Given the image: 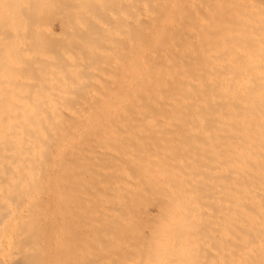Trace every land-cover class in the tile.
Listing matches in <instances>:
<instances>
[{
    "label": "bare ground",
    "instance_id": "6f19581e",
    "mask_svg": "<svg viewBox=\"0 0 264 264\" xmlns=\"http://www.w3.org/2000/svg\"><path fill=\"white\" fill-rule=\"evenodd\" d=\"M29 1L27 2V0H0V13H1L0 17L2 18V20L0 18V20H1L0 21L1 22L0 23V33L5 35V36L8 35V39L9 40H6V42L8 41L6 45L11 44L9 46L13 45V47H14V45L17 42V40L20 39L21 36H23L25 33L26 34L23 36V37H25V39L23 38L24 41L25 40H29V39H26V36L29 37L28 33L32 32V34H33L34 32L31 31V30L36 29V27L37 28L39 27V24H40L41 21L38 22L37 19H36L34 23H35V25H38V26H35L33 24V22H32L33 26L31 24V26H32V28H31V26L28 23L31 21L32 18L29 19V14H27L28 16H26L24 14V13H26L25 12L26 9L24 7L27 6L26 2L29 4ZM35 1H37V2H35ZM35 1H34L35 2L34 4L31 2L33 7H35V8H36V5H38L36 9L34 8V10H33V8H32L33 11H30V12L34 13L33 14L34 16H32L33 19H35L36 16L38 15V13H36V12L40 11L39 13L42 16V12H45L47 10L46 13H48L49 11H54V10L57 11L58 9L60 11V8L63 6V4H66L65 2H63V4L60 3L59 0H35ZM61 1H63V0H61ZM118 1L119 0H78V1L75 0V2H78V4H77L78 6L76 5V7H74V8H76V9L79 8V11L82 9V11H84L83 14L92 15V17L95 16V14L97 13V15L95 16V17L98 16V18H95L96 22H98L99 19H100V21L97 23L98 25L94 24V23H93L94 25L92 23L90 24V25H93V30H92V28L90 29L89 25H86V23H85V20L87 21V19L88 20L92 19L91 16H90V18H88L89 17L88 15H87V17L84 16L85 17L84 20H83L84 23H85V24H83L84 26L82 25V22H81L82 20H80V23H81L80 26L81 27H83V28L86 27V26L89 27V29L87 28L88 31L86 29L82 28L85 31V33H86V31L88 32L87 36H89L90 34L94 33L93 31H94L95 25H97V28H99V29L95 28L96 31L100 30V27L103 28V29L104 28L105 29L106 28H110V25H111L109 23L110 22V19H109L110 17L108 16L109 18L108 17L104 18L105 17L104 15H106L107 13H105L102 16V14H103L102 12H106V10L103 11L101 8L103 6L107 7L106 5L109 4L108 5L109 10L112 12V14L114 16V13H113L112 10L117 8L116 6L120 5V4L116 5V3ZM128 1H131V6H130L131 7V12L129 13L130 16H126L127 12H123V14L126 16L125 20H126L127 17H129L130 20H131V24H130V26H131L130 27L131 28V30H130V43L127 42L128 43L127 44L125 42L127 45H129V46H127V45L126 46L129 48V50H127V51L130 54L127 53V55H129V57H128L129 58V60H128L129 63H127V64L124 63V64H126L128 66L127 67L128 70H124L123 71L122 66H121V70L120 71L118 70L119 73L120 72L121 73L125 72V74H123V75L127 74V78L125 77L126 78V85H125L126 87H125V91L123 90L125 92V95L122 96V97L121 96L120 97L117 96V98L119 97L118 99H115L117 102H113L114 99H110V98H106V97L103 99V98H101L102 97L101 95H100L101 97L100 96L98 97L99 99L101 98L99 100V103H98V101L97 102H92V100H94V98H90L89 97L90 98L89 99L88 97H86V95L89 94V93H85V90H86V88H85L86 85H85L83 87L85 89H83L80 86L81 90L83 89L82 93L84 92V94H86L85 96H83L84 97L83 100L85 101V102H83V104H76L77 100L76 101H74L75 99L72 100L73 96H72V94L70 95V93H68V95H67V96H69L68 98L64 97L66 95V93L65 92L63 93V91L60 90V91H62V94H64V95H63V97H59V98H61L63 100H67L68 99V101H71V102L74 101L75 104L64 103L63 102V104L61 105V108H63V111L61 110V108L58 111L59 106L54 105L53 109L55 111L50 114V111L52 109L50 108L51 110H47V108H49L48 104L51 106L52 103H50V101L46 100L47 101V105H46L45 99L47 98L49 100V99H51L53 97H51V96H43L42 99L40 98L42 101L40 100L41 103H39L38 106H40L42 104L44 106V107L42 106L43 108H45V106L46 107L48 106V107L43 109V108H40L41 107L40 106V107H38V109L39 108H40V110L43 109L42 111H43L44 114L48 111L49 112L48 117L51 115L52 119H53V121L51 120L52 123L49 122L47 124L46 130H45V127L43 125L44 121L42 122V120L39 117L41 113L38 112V111H31L33 109L31 108V106H29V104L32 105V103H31V100L28 101L30 98H32L31 96H28V100H27V103H29V102L30 103L27 104V105L23 104L26 107L28 106V108H26V107L24 108L23 107L22 110L19 109V111L21 113L23 111L24 112L23 114H25V115H21L20 114L21 115V119L19 118L20 115L17 116L18 117L17 119H15V116L17 115L16 113L19 114V111L16 110V109H13L12 106L13 105H18L20 103L19 101H22V102L26 101L25 99L27 98L26 97L27 93H25L26 96H22L23 94L19 95V96L25 97L24 100L18 99L19 103L17 102V100H15V98H17V96H18L16 93H14L15 96L13 95L12 99L10 97V99L12 101L10 99H8V97H6L7 100H5V103L8 106L3 104L4 98H2L3 100H0L1 101L0 102V107L1 108H3L1 106V103H2L4 108L5 107L8 108L10 106L11 109H13V110L9 109L10 107L8 109L11 111V113H15L14 115H12L11 113H8L9 110L5 108L6 109V113H7V115H5V109H3V110L0 109V118H1L0 122H2V123H0V126H1V124L5 123V122L7 123L8 121H6V120H8V119L10 121H12L11 118L13 116L14 117L12 119L14 121H12V122H13V124H16L15 128H11L10 125L12 123H10V122L7 123L6 126L9 125L10 129H9V127L7 128L5 126H1V127H4V129H1V127H0V139H1L0 145L2 146V148L0 146V151L2 150L0 155L2 154V156H3V157L1 156L2 158H8V157L11 158V159H7V160H9V163H7L8 162L7 160L3 159L5 161L3 163H5V164H0V168L1 167L3 168L5 166H7L8 164H10V166H12L13 162L16 159L17 160L15 161L16 163L14 162L15 163L14 165H18V164L22 163V162H20V163L18 162V164H17V161L18 160L20 161L21 158H23V160L26 159V162H23V163H28V161H29V163L26 164V166L22 167L21 170L20 169H18V170L14 169L15 170L14 174H13L12 170L8 171L6 169L7 170V172H6L7 174H9V173L13 174V176H10L11 178L9 176H7V179H5V178L1 179L2 177H4L7 174H4L5 172L2 171V170L0 171V174H2V172H3V175L0 177V179H1L0 182L3 183V184H1V186L3 188L0 186L1 187L0 190L2 189V191H3V192L1 191L2 194L5 192L4 190L7 189V187H5L6 185L9 187L8 189H10V191L7 189V192L11 193L12 191H14V192L11 193V195H8V193H6L7 195H5V193L3 194L5 197L9 196V199L11 198L10 200L5 198L0 193V195H1L0 198H2V196H3V198L0 199V201L4 202V203L1 202V204H3V207H4L5 203L7 204V202H8V205H6V206L10 207V204H9L10 202L9 201H11V205H15V206H12V207H16V209L20 208V207H18V205L20 206V204L21 205H23L25 203L29 204V202H27V201L23 202V200L20 201V199L17 200V201L15 200V199H17V196H19L18 198L22 197L18 193V191H16V190H20L21 188H22L21 189L22 191H19V192H24L25 196L27 195L25 198L29 197L28 199L34 197V196L31 197V195H33V193L32 194L30 193L31 191L34 192L35 195L39 193L36 197H38L40 195V193L43 194V192H42L43 190H42V185L41 184H42V181L45 178L42 177V176L45 175L46 171L44 172V170H42V169H45V167L47 168V173L46 174H47V178L50 181H51V176H52V174H51L52 171L51 170L54 169L53 172H56L55 171L56 168L52 167V166H54L55 141L56 140H57L56 141L57 142V146H56L57 147V156H58V160H59V172L58 173L61 174V175H58V179H57L56 175H55L56 177L54 176L57 179V180L55 179L56 184H59V187H57V185H56V187L60 188V186H61V192L58 194V196H57V193L55 191V193H56L55 199L58 197V199L56 201L57 205L55 204L56 202L54 200V190H52V188H51L52 185H51V187H48V186L45 185V183L48 184V185H50L52 183H50V181L48 182V180L46 179L47 181L43 184L44 187H46V189H48V191L47 190L46 191L48 193L47 194V196H48V204H49L48 207H51L50 208V213L52 214V218H50V223H51L53 234L52 233L49 234L50 236L47 239L43 238V240L44 239L45 240L41 241L42 244L40 242V244H41L40 247H38V244L37 245L35 244L36 246L33 245L31 248L30 247L26 248V247H28V243L29 242H26V241L23 240L24 237H22V233H24V230H23V232H21L22 231L21 229H23L26 226L27 227H32V224H31V226H29L30 224L29 225L26 224V226H22L21 225V226H19L20 227L19 230H20L21 233L20 232H19V234L16 233V237L15 238L17 239V235H19L18 236L19 238H21V237L23 238V239H20V240L17 239L19 242H21V244H23V245H21L22 248L18 247L20 249H7L9 247V245H6V244L7 243L9 244V242H7L6 244H3L4 242H3L2 239L5 237L4 235L8 236L9 234H12V233L8 232L10 229L7 230L8 229L7 227H3V226H6V225H3V223L6 224L8 222V221L5 222V220L9 216L8 217H4L5 219L2 218L3 216H0V220H1L0 227L2 226V228L4 230H7L6 234H5V231L3 232L1 230V228H0V230H1L0 233H2V232L4 233L3 236L0 234L3 237V238L1 237L2 239H0V241H2L1 245L3 244V246H5V245L7 246V248H3L0 245V264H69V262H68L69 251L72 250L74 252V250H75V253H76V249H79V248H77L78 247L77 245L79 243H81V245L79 244L81 247L79 246L80 250H77V251L78 252L80 251L81 255L78 254V256L80 255L82 258H80V256L78 257L75 253L74 254L78 258H80V261H82V259H83V261L86 262L87 260L89 261V256H93L94 255L92 253H96L97 252V254H98V255L96 254L97 256L101 255V254H99V252L97 250H96V252H94V250H95L94 248H93L94 249L93 252L90 251V249H91L90 246L92 247L91 241L95 240V238L97 236L98 237L102 236V239H106V242L110 243V246H109L108 250L113 255L112 256L113 259H114L115 256L118 257V254L120 252L125 251L128 254L131 253L130 255H132V253L133 254L134 253L138 254V251L139 250L141 251L142 248H146V247L147 248H151L150 245L154 246V244H155V246H156V244L157 245L160 244V245L165 246L166 243H168V245L165 246L167 248V246L169 247V243H171L170 245L171 246L173 245L172 247L176 248V249L172 250L171 249L172 247L171 246L169 247L170 251L172 250L171 252L173 254L175 253L173 251L177 250L178 249L177 247H179V246L181 247V250H183L185 248V246H186V249L188 250V248L191 247L192 244L194 245L196 243L195 239H198V237H199L198 236L199 235L198 228H197L198 219H197V221L195 219H193V217L196 216L195 213L197 212L196 210H194V206H196L194 203L196 202V204L197 203L200 204L199 200L202 201V199H203V202H205L206 204L202 203L201 205L204 204L205 207L207 208V210H208V207L212 208V209L208 210L210 212L211 216H210V214H208L209 212L207 210L203 211V213L197 212L196 214H198L197 216L200 217L203 220V222H204V220L206 218L205 216L208 217V219H206V220H211L209 218L212 217L213 214L217 213L214 210V208H216L215 206H219L218 204H220L221 198H222V201H221L222 204H220V205H221V207L223 205V207L221 208L219 206L218 209L217 208L216 209L219 210V208H220V210H219L220 212H221V210L223 211L225 208L227 210L229 209V208H227V205H225L227 202H225V203L223 202L224 194H227V193H229V194L231 193V196H233L232 197V199H233V213H231V214H233V219H232V215H231V217L229 216L230 212L226 211V210L221 212L222 216H221L220 212H218L219 214L213 215V217L217 215V219L214 218L215 220H217L216 226L213 227L214 229L216 227L215 232H214V229L211 228V230H210V226L206 225L207 224L206 220H205V223H206L205 226H204L203 223L199 222L201 224V226H202L204 231L206 229L208 230V228H209L208 231L211 232V234H212V232H214L213 234L216 233L215 235L217 236V238H215L214 237L215 235H213V236L211 234L208 235L207 234L208 231L206 230L207 232H204L202 235L204 237L207 236L206 239L208 238L209 240L208 239L205 240V238L203 236L199 237V238L202 237L201 240H203V238H204L202 243L199 242L198 244H196V246L198 245V246L202 247L203 251L201 253H203V252L205 253L204 261H203V258H201L202 259V264L203 263H205V264H226V263L229 264L230 262H232L230 264H264V223H260L261 221L259 222V219H261L260 217H262L261 214H262L263 211L262 212L261 211L257 212V209H256L255 211L258 213V215L253 213V214L257 215V216H255V215H252V213H251L254 210H251V206L249 207V203H251L249 201L253 200L254 196L259 198L260 201H261V202H259V200H258V202L261 203L260 207H258V209L260 210V208H261V210H263V207H264V206H261L262 204L264 205V178H263V175L261 173L262 172V168H264L263 167V165H264V117L260 118V116H261L260 114L263 115V113H264V38H263L264 37V20H263L264 19V15H263V11L264 10H261V9H264V8H261V7H263L261 5H260L261 7L258 6L261 1L258 0L259 4L257 6L259 8L255 4L249 3V4H251L252 9L250 10L249 8L246 7L245 11L246 10L247 11L250 10V13L252 11V15L249 12L248 13L246 12L247 15L250 14L248 16H246V14L244 13L243 10H244L245 7L243 8L242 4L245 6V3H247V2H249L251 0H128ZM128 1L127 0H126V2L124 1L125 5L123 3V5H121V6H126L127 7L128 6L127 4L130 3ZM254 1L255 0H253V2ZM75 2L73 3L74 5L76 4ZM111 2H114L115 4H113V3L112 4L116 5V6H114L115 8H113L112 10L110 8V5H112ZM256 2H257V0H256ZM60 4H62V6H59ZM247 4H246V6H248ZM254 6H256L258 10L260 9V11H258L259 13L257 12V9L255 11V9H254L255 7ZM30 7H32V6H30ZM64 7L65 6H63V8ZM105 7H103V8L105 9ZM249 7H250V5H249ZM71 8L72 7H69V9H71ZM118 8L116 10L117 12L121 9V7H120V9H118ZM21 9H23L24 13L20 12V11H22ZM124 9H126V8H124ZM127 9L130 10L129 6H128ZM29 10L30 9H28V11ZM42 10H44V11H42ZM240 11H243L242 14H244V16L241 15ZM69 12H70V10H69ZM117 12H115V13H117ZM119 12L120 13H117V15L121 14L122 11L120 10ZM234 12H238L237 15L240 14L241 16L240 15L232 16L233 15L232 13H234ZM20 13H23V14L21 15ZM78 13H79V15L82 14L81 11L78 12ZM83 14H82L81 18L79 16L80 19L83 18ZM98 14L101 17H103L104 20L108 18L109 22H107L106 20L103 21V18H102V21H101V17H99ZM123 14H122V16H123ZM70 15H71V13H70ZM253 15L257 16V17H258V15L259 16L263 15V17L262 18L259 17L260 19L259 20L257 19L258 20L257 21V20H254L256 17H251L253 20L250 18V16H253ZM23 16H26V18L24 19ZM27 18H28L29 21L27 20ZM43 18H45V17H43ZM79 18L76 17L77 20H79ZM111 18H113V17H111ZM33 19H32V21H34ZM65 19H67V18H65ZM24 20H27V21H24ZM93 20H94V17H93ZM114 20H115V18H114ZM125 20L123 22H121V23H125L126 22ZM89 21H92V20H89ZM26 22H27V24H26ZM115 22L119 24V22H117V21H115ZM49 23H50V21H49ZM69 24H71V26L73 27V28L71 27L72 30H75V28L78 29V27H76L77 25L74 22H73V24L76 25V26L74 25L75 27L72 25V23H69V21H68V25ZM87 24H89L88 21H87ZM128 26H129V24H128ZM33 27H35V28H33ZM114 27H115V25L113 26V29H114ZM123 27L125 28L126 25L123 26ZM26 28L28 30H26ZM66 28H68V26ZM69 28H70V26H69ZM36 30H38V29H36ZM108 30H110V29H108ZM38 31H41V30H38ZM90 31H92V33L89 34ZM115 31L118 32V30H115ZM76 32H77V34H79L81 31H79V33H78V31H76ZM51 33H54V32L52 31ZM68 33H70V32H68ZM72 33H71V35H72ZM118 33H116V34L118 35ZM36 34H39V33L37 32ZM95 34H97V33H95ZM100 34H101V32H100ZM125 34H126V32H125ZM125 34H123V36ZM12 35L14 36L13 38H12ZM54 35L58 36V35H56V33ZM74 35H76V34H74ZM79 35L82 38V36L85 35V34L80 33ZM94 35H92L91 37H94ZM107 35H109V34H107ZM119 35H118V39H120ZM221 35H223V37ZM30 36H32L31 33H30ZM37 36H40V35H35L32 38L34 39V37H36V38H38V39H36V41H38V40L40 41L41 37H37ZM50 36H52V35H50ZM61 36H59V38H61ZM80 36L78 37L79 39H80ZM123 36H120V37H123ZM218 36H220V37H218ZM10 37H11V40H13V39L15 40L17 38L18 39L16 40V42L13 41L14 44H12V43H9V42H12L10 40ZM69 37H70V35H69ZM104 37L105 36H103V38ZM0 38H1L0 39L1 43H2V41H3V43H6L4 41L7 38H4V37H0ZM84 38H86V36ZM88 38H89V40L91 39L90 37H88ZM99 38H101V37H99ZM33 39H31V41ZM74 39H76V38L74 37ZM79 39H76L78 41L77 42L78 43L77 46L79 45V43H83L84 44V40L86 41V43L89 42L88 39H84L82 41L79 40ZM107 39H109V38H107ZM111 39L112 38H110L109 41ZM21 40L22 39L18 40V41H20V43L18 42V44H16V46H15L16 48L12 47V50L16 49L15 52L17 50H19V48H20L19 46L23 45L21 43L22 42ZM65 40H67V38H65ZM113 40H114V38H113ZM122 40L125 41V39H122ZM33 41H32V43H33ZM64 41H62V42H64ZM94 41H98V39L97 40L94 39ZM101 41L102 40H100V42ZM114 41H116V40H114ZM103 42H104V40H103ZM202 42H204V43L206 42V45L204 44V45L201 46ZM41 43H42V40H41ZM45 43H47V42L44 41L43 44H45ZM96 43H99V41L96 42ZM106 43L108 45V41H106ZM122 43H123V45H125L124 42H122ZM199 43H201V44H199ZM25 44L29 45L27 43H25ZM39 44H40V42H39ZM1 45H0V47H1ZM17 45H19V46H17ZM70 45H72V44H70ZM99 45H100V43H99ZM107 45H104V46H107ZM9 46H7V47H9ZM32 46H33V44H32ZM58 46L59 45H57V47ZM77 46H75V47H77ZM89 46L90 45H88V47H85L86 50L84 49V47H83L84 50L81 49L82 47L80 48L81 51L83 50L82 52H84V55H86L85 51H87V49H88V54H90V52H89L90 47ZM93 46H91V47H93ZM2 47H3V45H2ZM17 47H18V49H17ZM22 47H27V48H25V50L30 49V50H28L25 53L23 52L25 54V56L30 55V53L33 52V49H35L34 52L36 53V55L35 54L31 55L32 58H31V56H29L30 58H27V60H25L26 58L23 57V55H22L23 59H22V57L20 55H17V56L12 55V56H14L13 57L14 59H13V58H10L11 56L9 57V54L11 52V48H7V50L9 49L10 51H5L4 49H2V50L5 51V54H7L6 57L10 58L9 61H11V62L8 63V60H7L6 57H5V59L4 58H2V59H4L5 62H7L8 65L9 64L11 65L12 62L15 63V61L24 62L23 64L26 63L25 65L28 64L27 66H30V67H26L23 70V67H24L23 66L21 71H23V74L25 73V71L28 72L27 75H29V77L31 76V78H33L32 74L35 73V71L37 69L36 68L37 66H35V67L32 66L31 67L30 64H33V62L32 63L31 62L27 63L25 61H28V59L29 60H36L35 56H38L39 60L37 59V61L40 62L41 61L40 59H42L44 55L43 56L41 55L40 57H42V58H40L39 55L37 54V53H40V52L38 50H37L38 52H36L37 48H35V47H33L32 49H31L30 46H29L30 48L28 46H24V45ZM39 47H42V49H44L46 47V45H45V47H44V45L43 46L40 45ZM53 47L54 46H51V48H53ZM60 47L62 48L63 45L60 46ZM72 47H74V45H72ZM79 47H77V48L79 49ZM47 48L49 49V51H48V49H46V51L49 52V53H47V55L51 54L52 49L50 50L49 47H47ZM59 48H57V49H59ZM67 48H68V46H67ZM67 48L65 46V49H63V50L67 51L71 47H69L68 49ZM118 48L121 49V46L119 47V45H118ZM55 51H56V49H55ZM81 51L78 50V53H80ZM15 52H13V53L17 54V52L16 53ZM61 52H60V54L63 55V57H64L65 54H62ZM72 52H73V50H72ZM120 52H122V49H121ZM23 53H21V54H23ZM54 53L55 52H53V55H54ZM97 53H98V51H97ZM122 53H124V51ZM40 54H42V53H40ZM55 54L57 55V53H55ZM76 54L77 53H75L74 56H76ZM45 55H46V53H45ZM56 55H54V56H56ZM67 55H68V57L70 56V54H67ZM71 55H73V53H71ZM78 55H79L78 58L81 57V58H79L81 60L82 56H80V55H83V54L80 53ZM93 55H95V53ZM125 55H126V53H125ZM125 55L123 57H127ZM4 56L5 55L3 54V57ZM100 56H102V55H100ZM16 57L17 58L21 57V59L18 58L19 60H16L17 59ZM56 57L59 58V56H56ZM56 57L52 56L53 59L55 58L54 61H56V63H57L59 61H57ZM63 57H62V59H63ZM89 57H86L87 59L85 57L84 58H85V60H90L91 59V61H92V58L94 56L90 55ZM98 57L99 56L97 55L94 58L98 59ZM45 58H46L45 61H43V62H45V64L49 63V66H50V64L53 65V63H52L53 61L46 62V60H49V57L47 58V56H46ZM65 58L67 59V57H65ZM69 58H72V57L70 56ZM100 58H99V60H100ZM121 58H122V56H121ZM121 58L119 57V59H121ZM62 59L59 58V60H61V62L66 61L65 59L64 60H62ZM73 60L75 61L76 59L74 58ZM0 62H2L0 64V66L2 65L1 67H3V68L5 67V69L7 71L8 70L7 68H9L10 66L7 67L8 65L6 63H5L6 64V66H5L3 64L4 61H2V60H0ZM92 62L98 63V61L95 60V59ZM92 62L88 66L89 68H87V69H86V67H83L84 65H82V63L79 64V62L77 60H76V64H78V66L80 65L79 68L77 67V65H75L74 62H70V59H69V62H65L64 64L67 63L69 65V63H70V66H72L71 64H74L76 66V68H75L74 65L71 67V70H74V69H72L73 67L75 68V70L72 71L73 72L72 76L74 77V75H76V74H74L75 71H78V73H79V70L81 69L82 72H85V70L83 71V68H85L86 72H88V69H90L91 67H97V65L95 66V64L92 63ZM120 62H118V63H120ZM123 62H125V61H123ZM83 63H85V62H83ZM99 63H98V65H99ZM116 63H117V61H116ZM85 64H87V62ZM68 65L66 66V68H65V66H63V68H65V69L69 68L70 66H68ZM91 65H94V66H91ZM102 65L105 66L103 63H102ZM117 65H119V64H117ZM126 65H124V66H126ZM16 66H18V65H16ZM57 66H59V65H57ZM12 67H14V66H12ZM60 67H61V65H60ZM119 67H118V69H119ZM52 68H54V66ZM46 69L48 70V68H44V67L41 68L40 70L37 69L36 73H40L41 70L44 71ZM124 69H126V68H124ZM11 70H13V69H11ZM28 70H31V71H28ZM47 70L45 72H47ZM68 70H70V68ZM68 70H66V71L68 73H70L71 71H68ZM92 70L95 71L96 68H93ZM8 71H10V70H8ZM127 71H128V73H127ZM2 72L3 71L1 70L0 73L3 75L4 73H2ZM13 72H14V70H13ZM30 72L31 73L33 72V73L31 74ZM45 72H43V73L41 72L40 75L44 74L45 76H47ZM63 72L61 71V72H57V73L62 74ZM95 72L93 73V71H92L93 74H96ZM9 73L10 72H8V74ZM14 73H16V72H14ZM68 73L65 74V72H64L63 76L68 75ZM88 73H90V72H88ZM85 74H87V73H85ZM11 75H12V72L10 73L9 76H11ZM19 75H20L19 79H22V82L25 81L23 79L24 77L22 78L21 74H19ZM40 75H35V78H37L36 76H40ZM70 75H71V73H70ZM90 75H91V73H90ZM42 76H41V78L38 77L39 78L38 81H35L34 79L33 80L35 82H39L40 80H43L42 81V85H45V87H48L50 84L47 83V82H49L50 80L52 81L53 78L52 79L48 78V77L46 79L44 78L47 81L46 84H44L45 80L43 79ZM121 76L122 75L120 74V76L118 78H116V79L120 80L119 78ZM14 77H16V76H14ZM78 77H80V76H78ZM25 78H28V77H26V75H25ZM57 78L55 77L54 80H56L58 82V85L62 84L61 82L58 81L59 79H57ZM104 78H107V77H104ZM84 79H87V78H83V80ZM97 79L99 80V78H97ZM9 80H11V79H9ZM64 80H65V78L63 79V81ZM124 80L125 79L123 77V81ZM51 81H50V83H51ZM115 81H113L114 84L113 83L112 84L114 86L115 85L117 86ZM64 82H63V84H64L63 86H67V84L64 83ZM86 82H87V80H86ZM4 83L5 82H3V84ZM30 84H31V82L29 83V85ZM32 84H34V83H32ZM39 84L41 85V82ZM47 84H49V85H47ZM82 84L83 83H81V85ZM84 84H86V83H84ZM123 84H122V86H123ZM15 85H17V84H15ZM21 85H22V83H21ZM26 85L27 84L25 83V86ZM41 86L40 87L35 86L36 88L37 87L39 88L37 90L38 92H43V90L45 91V88H42ZM76 86H77V84H76ZM119 86H120V83H119ZM122 86L119 87L120 89L115 90V92L118 91L117 93H119V91L121 90ZM7 87H8V84H7ZM9 87H11V85ZM14 87H13V89L15 90L16 87L15 88ZM67 87H66V90H67ZM70 87H71V89H73L72 88L73 86H70ZM99 87H101V86H99ZM19 88H21V87H19ZM74 89H76V88H74ZM48 90L50 91V89H48ZM26 91L27 90H25V92ZM60 91H58L57 94H59ZM75 91L78 92V90H73L72 92H75ZM123 91H121V92L124 93ZM16 92H17V90H16ZM111 92H113V90H111ZM0 93H2V92H0ZM18 93H21V92L18 91ZM22 93H24V92L22 91ZM31 93L34 94V92H31ZM44 93H47V92L45 91ZM44 93H39V95L38 94H34V95L40 96V95H42ZM9 94H11V92H9ZM12 94H13V92H12ZM48 94H51V93L48 92ZM76 95L77 94L74 95V98H76ZM79 95H80V93H79ZM95 96L97 97L98 95L96 94ZM111 96H113V94ZM114 96H116V95H114ZM2 97H5V96H2ZM69 98H70V100H69ZM85 98H88L89 100L85 99ZM13 99L15 100V102H13L14 101ZM43 99H44V102H43ZM77 99H78V97H77ZM80 101L82 102V99H80ZM80 101H79V103H80ZM7 102H8V104H7ZM15 103H17V104H15ZM9 104H11V105H9ZM19 105L21 106V104H19ZM76 108H77V110L79 108V110L78 111L71 110V109H76ZM97 108L98 109H104V110H106V109L107 110L108 109H110V110L111 109H115V110L116 109H120V110L119 111H115V110H113V111L112 110L111 111L110 110L109 111H107V110L106 111H104V110L103 111H98L97 110L96 111ZM83 109H86V110L87 109H89V110L91 109V111H88V110L84 111ZM92 109H95V111H92ZM14 110H16L17 112L14 111ZM28 110H30V111H28ZM80 110H83V111H80ZM3 114H4L5 118H3V116H2ZM10 114H11V116H10ZM23 116H24V120L26 119L27 116H29V119L27 117V120L23 121L22 120ZM55 116L57 117L56 120H55V118H56ZM30 118L33 119L34 124L37 127V138L34 135L35 136V137H33L34 142H32L34 144L31 143V141H33V139L32 140L29 139L30 141L28 140V137L31 138V135L33 136V134H35V133H33L32 126L29 124V123L32 122V121L29 122V120H31ZM49 119H51V117ZM15 121H17V122H15ZM20 121L22 122L21 124H23V126H21L22 129H24L23 128L24 126H25V129L27 128V126H30L29 128H31V132H30V130H27L26 134L24 133L25 131L21 132V129L19 130V128H17V124L18 123L20 124ZM55 121L57 122V127H55L56 126ZM89 124H91L90 126H92V124H95L96 128L92 126L94 128L95 132L91 131L90 128H92V127H89V130H88L87 126H89ZM105 124L107 126L106 130H108V131L111 130V131H109L111 133L113 131H115V132L111 134V133H109L107 131L110 135L108 133L104 132V131H103L104 133L101 134L102 131H100V130L98 132H96L95 129H97V127L99 128L101 125H105ZM144 124H146L147 126L150 125L152 127L155 126L156 130H159L158 129V125H160V127H159L160 129H163L165 127L164 124H166V125L172 124L173 128L175 129L174 130L175 132L171 133L173 128L171 126H168V128L170 127L172 129L171 130L169 128L171 130L169 132L171 134V138L175 137V135L177 134L176 133L177 129L178 130H190V132L188 131L187 134H191L195 130V133L198 136L202 137V138L198 137L200 139V141H198L199 139L197 137L196 138L194 137L195 139L191 138V136L193 134H194L193 136H197L195 133H192V135L190 136L191 141L194 139L193 142H195V140H196V141L199 142V143L197 142L198 144L201 143L200 145H198L197 143L195 144L193 142H192L193 144L190 143V141L187 140L186 135L183 136L182 142H180L181 141L180 137L177 136L178 139L174 138L175 141L177 140V144L178 145H180V143H181V146H184V147L188 146L189 144H191V146H193V148H191L192 149L191 151L193 153H189L190 152V150H189L188 151L189 156H187L188 153H187V149L186 148L180 146L181 150H180V148H178V150H177L176 147L173 149L171 146L174 144L175 141L172 140L173 143H172L171 146H169L171 144V143L169 144V142H171V141L166 143L167 142L166 140L168 138L163 135L165 132H162L163 134L161 133L163 135V137L167 138L164 141L162 139L163 138L162 137L161 138L162 139L161 142L169 144V145H166L167 146V150H168V147H170L168 152H170V153L171 152H177V153H175L176 155L174 153H171V155L174 154V155H172L174 160L171 159L172 158L171 156H170L171 158H169V159H171L170 161L172 163H174V162H176V163L171 165V166L168 163H166L167 165L170 166V168L172 170V172H171L170 168H169L168 172L170 173V175L174 173V179L175 180L171 177L172 175L170 176L169 174H168V176H170V177H168V178L169 179L170 178L173 179L174 182L176 183L175 185H177L175 187H178L179 192H182V194L184 193L186 195L187 200L184 201L185 203H186V201H189L191 199V196H192L193 192L195 191V190L193 191V188L197 189V187H198L201 191L208 192V190L211 189L210 185L214 184V187H212V191L214 192L217 188L215 190H213V189L217 185V187H218L217 191L218 192L215 191V193L216 194L218 193V196H217L218 203H217V205L214 204V203H211V202L208 204L207 203V199H208V202H209V200L212 201V199L211 198L209 199L207 197L202 198V199H199V198L196 199L195 198L193 200V205L194 206L192 205L193 206L194 215L189 218V216H186V215H188L186 212H189V210L185 211V212H184V210H182L183 206L187 205L189 203L185 204L183 202V199H185V197H183V196H182L183 199H178L179 197L176 196V194L178 195V193L177 192H173L174 190L172 189L173 190V191L171 190L172 192H170V193L167 192L169 195L171 194V196H172V197L168 196L169 199L173 200V196H174V200L173 201L175 203H177L180 200V203L182 202V203H184V205L182 203L180 205L179 202L177 203V205L173 204V206L175 205L173 211H172V209L169 210L167 207L165 208V206H164V208L166 210L168 209L167 212L170 211L169 212V214H170L169 217L171 216L175 220V219L179 218V216H180V218L182 220H177V221L178 222L187 221L188 225L187 224L185 225V222L183 223V225H177V224L173 225V224H171V221L173 219L172 218L170 219L169 217L167 218V216L164 217V219L166 218L165 220L164 219L162 220L163 224H164V221L167 222L166 225H163L162 222H160L161 223L160 224L158 220H156V221L159 224H157V223H152L151 224L150 223L151 225H149V223H148V225H147L146 221H148V220L145 219L146 220L145 223H142V222H140L141 221V219L139 218L140 215L138 217L139 220H137V218H135L133 216L138 221L137 224L141 223L143 225L144 224L147 225V226L144 225L145 228L144 229L141 228V229L143 230L144 234L147 232V233H150V235L148 236L149 239L146 238L147 240L141 238L144 234L141 237H139V238H141L140 240H137V239L135 240L133 238V236L131 235V234H134V233L131 232L130 238L131 237L132 238L130 240V239H128L129 238V236H128L129 234H128V231L125 230V226L127 227L130 223L132 224L133 217L130 220L127 219L130 222L126 220L128 222L127 225H126L127 222L124 219H122V220H124L125 225H124L123 221L119 220V218H116V219H118L120 224L124 225V228H122L123 226H121V228L124 229L123 231H125L126 235L128 234L127 235L128 236L127 240H121V238H119V237H122L123 235H125V233L121 234V231H119L120 235H121V236H119L118 231L115 230L116 228L120 229L119 228L120 225L118 223H117L118 225L117 224L113 225L111 222H109L110 219H114L115 215L118 212H119L117 214L118 217H119V215L121 213V210L118 208V206L120 205V208H121L123 204L121 203V201H119V202L117 201L118 200L117 197L119 196L120 198L122 197V199H124V196H123V195H125L124 192H127L129 194V190L133 189L134 187L137 188L136 186H140L141 185L142 187L140 186L141 187L140 189L144 190L145 187L143 188L142 184H144V183H141L142 180H140V178H141V174L140 173H142V171H143V170L141 171V168L144 167L145 165L139 167V165H141V163H142L141 162L139 164V161L141 160V158L143 156H144V158L146 157L147 159L151 156V154L153 156L151 148H150V153L151 154L150 155L148 154L149 157L147 156V153L149 152V150H147L148 151L147 153H145L146 151L144 152V149H145L144 147H145V145H147V143L149 144L147 147H149L150 145H152L151 147H154L155 145H157L155 143V139H153L152 137H150V139L153 140L155 145L151 144V141H150V143L148 142L150 139L147 138V136L149 135V133H151L150 131H148L149 129L147 130V132H144L145 134L142 133V135L144 134V136L139 134L140 133L139 130L141 128V125H144ZM151 124H155V125H151ZM161 124H163L162 125V127L164 126L163 128L161 127ZM176 124H179V126H178L179 128L176 127ZM135 125H138V126H136V127H138V129H136V127H133ZM146 125H144V127L141 128V130H144ZM156 125H157V127H156ZM180 126H181V128H180ZM191 126H193V128ZM78 127L81 128V129H84V130L87 129L88 132L85 133L86 131L82 130L81 131L82 133H81V132H79L80 129ZM152 127H151V129H152V133H153L155 131V130L153 131V129H155V128H152ZM16 128L19 130L18 132H21L22 134H19L18 132H16L17 131ZM108 128H111V129H108ZM134 128L136 130H134ZM8 129L9 130L12 129V130L7 132V133L1 131V130L8 131ZM196 130H198L199 134L196 132ZM13 131H15L14 135L12 134ZM89 131H91V132L89 133ZM131 131H133V132L130 133ZM134 131H136L135 133H137V131H138L137 135L139 134L138 135L139 137H137V135H135L136 136V138H135ZM10 132H11V134H10ZM157 132L153 133V135L155 136V134H157ZM146 133L148 134L147 136H146ZM169 133H168V135H169V138H170V134ZM16 134H18V135H16ZM130 134H133V136L131 137ZM178 134H180V133H178ZM12 135H13V137H11ZM15 135H16V137H15ZM23 135H25V136L29 135V136H27V138L25 137L26 138L25 139ZM158 135L159 134H157L156 137ZM18 136L20 138H18ZM101 136H103V138H101ZM140 136H142V139H143V137H144V139L146 137V141H147L146 144H144L145 141L142 140L140 138ZM179 136H181V135H179ZM13 138H14V140H12ZM157 138H160V135ZM157 138H156V140H157ZM16 139L19 141V143L21 141V143H20L21 147L20 148L18 147L20 145L17 146V144H19V143L15 142ZM77 139L79 140V142H78ZM80 139H81V143H80ZM26 140H28V141H26ZM140 140L144 141V142L142 143ZM183 140H185V141H183ZM23 141L27 142L28 146L25 145L26 143L23 145L22 144ZM36 141H37V144H36ZM103 141L108 146H110V147L112 146V148L113 147H115V148L109 149L106 146V148H108V149H105V146L102 143ZM158 141H159V139H158ZM186 141L188 143H186ZM77 142H78V145H79V143L82 144L81 146H83V147H82L81 150L76 145ZM137 142H141V143H137ZM157 143H160V142H157ZM14 144H15V148H13ZM163 144L161 145L162 147H163ZM184 144H186V145H184ZM194 144L196 146L202 147V152H201V150H199V151L195 150L196 146H194ZM30 145L37 146V148H33L32 146L30 147ZM178 145H173V146H178ZM16 146L18 148H16ZM24 146L25 147L27 146L28 149L25 150L27 147L25 148ZM101 146L102 147L104 146V149L103 148L100 149L99 147H101ZM164 146H165V144H164ZM166 146H165V148H166ZM136 147H139L140 149H143V148L144 149L140 150L139 148H136ZM29 148H30V150H31V148H33V150H32L33 153L32 152L31 153L33 154V156H35L33 158V156L29 154L30 156H32L31 160L29 159L30 156L28 155V152L30 151ZM135 148L137 150H132V149H135ZM154 148H156V147H154ZM157 148L160 149V147H157ZM171 148L173 150H175V149L176 150L172 151ZM183 148L185 149V151H184ZM10 149H11V152L9 151ZM12 149H15V152L17 151L16 154L20 153L19 155H21V157H20V156H16V154H13V155L16 156V157L14 156L15 157L14 161H12L13 157L11 156L12 152L14 151ZM34 149H36V150H34ZM188 149H190V148H188ZM19 150H21L23 153L20 152ZM158 150H157V152H158ZM162 150L163 149H161V151ZM8 151H9V153H8ZM25 151H27V152H25ZM179 151H181V155H180ZM194 151H195V153H194ZM196 151H197V154H201L202 158H201V156H200V158L203 161L202 160L201 161L197 160V159H199L198 157L196 159V157H195V156H197L196 155ZM15 152H13V153H15ZM143 153H144V155H143ZM162 153H165L166 156L168 157V154L166 152H162ZM162 153H160L161 157L164 156L165 157L164 159L166 160L167 158H166L165 154L163 155ZM183 153H186L187 155L183 154ZM191 154L193 156L195 154L194 158H192L193 156ZM23 155H25V156H23ZM152 156H151V158H152L151 160H153ZM156 156H157V154H156ZM174 156H176V157L180 156L182 161L184 159L186 161L182 162L179 159L180 157L179 158L177 157V159H176V157L174 158ZM228 156L230 157V159L228 158ZM159 157H160V155H159ZM161 157L158 158V162L154 161V163L156 165L160 164L159 162H161ZM51 158H52V160H51ZM1 159H0V162H1ZM32 159H33V161H32ZM77 159H78V162H80V168L79 169H76V167H77ZM156 159H154V160H156ZM231 159H233L232 160L233 162L231 161ZM165 160H163L162 163H165L166 161L168 162V160H166V161ZM177 160L179 161L178 162L179 164L177 163ZM192 160H193V162H192ZM30 161H32L33 163H31ZM196 161L198 162V164H197ZM34 162L36 163L35 164L36 167L32 166L34 164ZM44 162H46L45 165H44ZM203 162H205V163H203ZM228 162H229V165H230V163L233 165V166L231 165L232 168L229 165L227 167ZM30 163H31V165H30ZM157 163H159V164H157ZM194 163H196V166L194 165ZM144 164H146V163H144ZM155 164L153 166H155ZM201 164L204 167V171L203 172L205 173V175L202 172L203 169L201 167ZM42 165H44L43 168H41ZM165 165H163L164 166L163 168H165ZM167 165H166V167L168 168L169 166H167ZM14 167L15 166H13V168ZM26 167H27V169L25 170ZM149 167H150V165H149ZM210 167L212 168V170H215V172L212 171ZM33 168H34V170H33L34 172L33 173H35V171L36 172L37 171L40 172L37 175L35 173V176H36V180L35 181L33 180L34 179L33 173H29L30 171H32ZM35 168H37V169H35ZM160 168H161V166L158 167V169H160ZM228 168H231L232 170H230V171H233V172L228 171ZM9 169H11V168H9ZM28 169L30 171L25 172ZM145 169L148 170L147 164H146V168ZM152 169L155 170V168H152ZM19 170L21 171L20 173H19ZM23 170H24V172H22ZM56 170H58V169H56ZM149 170H151V169H149ZM209 170H210V172H209ZM16 171L18 172V175L16 174ZM42 171H43V173H42ZM200 171H201V173H200ZM211 171H212V175H213V172L215 173L214 174L215 177L214 176L211 177V174L209 175V173H211ZM76 172H78V173H76ZM155 172H157V171H155ZM158 172H160L161 174L164 173L163 171L161 172V170H159ZM166 172H167V169H166ZM21 173H22V175H21V177H19V179H21V180L18 179V181L22 182L24 179H27V178L29 179V177H28L29 175L28 174H30V176L32 174L33 177H30L31 180L29 179L30 183L29 184L26 183V181L28 182V180H26V181H23L24 185H30L31 184L32 186H34L33 182H36V183L37 182L38 183L41 182L40 183V185H41L40 187L41 188L40 187L39 188L36 187V186H38V184L37 185L35 184L36 186H34V187H36V188L33 187L32 188L33 190L31 189V186H28V187L25 186L24 187V186H22L23 184H21V186H20V182L17 181V178H18L17 176H20L19 174H21ZM24 173H25L27 178L24 175L25 178L22 180ZM144 173H142V174L145 175ZM227 174H230V175L233 174V176H231L228 179L226 177ZM263 174H264V172H263ZM156 175H157L156 176V178H157L159 175L158 174H156ZM76 176H79L80 180H81V190H80L81 191V196H80V200H79L80 202H78V204H80V207H88V208H87V213H85V216L82 214L83 215V218H81V222L82 223L81 224L78 223L80 220L77 221V223L80 224V226L78 225V227H80V230L77 229L78 230L77 231V230L74 229L75 231H77V233L80 231L79 235L76 234L75 231L74 232H73V230L71 231V232L74 233L75 236L78 235L76 237L77 239H78V237H80V239H81V240H79V239L77 240L75 238L77 240V242H79V241L80 242L77 243L76 249L73 250V249H71L72 248L71 245L73 247H75L74 243L76 244V241H72V239H74L73 238L74 236L72 237V239H70V242L72 241L71 244H70V242L67 239V232H68V226L70 225L69 224L70 220H68L66 218V215H67V211H68L67 208L68 207H74L73 209H75L76 206L78 205L77 202L75 201L74 190H73ZM147 176H149L151 178L153 177L151 175H148V173H147L146 177ZM201 176H202V178H204V180H207V182H209V183H206L201 178ZM14 177H15V179H13ZM143 177L144 176H142V178ZM149 177L147 179H150ZM207 177H209V179ZM42 178H43V180H42ZM168 178H165V179H168ZM199 178H201V179L199 180ZM169 179H168V181L171 184L172 180H169ZM210 179L212 180V182H211ZM230 179H231V182L229 181ZM8 180H10L11 183L12 182L13 183L10 185L8 183ZM32 180H33V182H32ZM144 180H145V182L146 181L149 182V180H146L145 177H144ZM144 180L142 182H144ZM152 180H153V178H152ZM155 180L156 179H154L153 181H155ZM196 180H199V182L196 181ZM202 180H203V182L205 184L204 186H203ZM53 181H51V182H53ZM200 181H201L202 185L200 184ZM215 181H217L216 185H215V183H213ZM232 181H233V185H232ZM6 182H7V184H6ZM152 182L150 181L149 184H151ZM194 182H196V183H194ZM197 182L200 184V186H198L199 184ZM210 182H211V184H210ZM220 182H222L221 184H223L224 186L221 185V184L219 185ZM228 182H229V185H228ZM155 183H156V181H155ZM157 183L160 185V188H161V184L162 183L160 182L161 183L160 184L158 182V180H157ZM154 184L152 183V185H154ZM158 184H157V186H158ZM163 184H162V186H163ZM206 184L207 185L210 184L209 187ZM172 185H173V183L171 184V186ZM194 185H197V187H195ZM144 186H146V185H144ZM166 186L167 185H164V189L165 188L166 189L170 188V187H168V186L166 187ZM201 186L203 187V189H201L202 188ZM211 186H213V185H211ZM219 186L220 187L221 186L224 187V188L221 187L222 188L221 190H223L222 193H221V191L219 189L220 188ZM225 186H227V189H226ZM17 187L18 188L20 187V188L18 189ZM44 187H43V189H44ZM172 187H174V186H172ZM230 187H231V189H230ZM26 188H27V190H26ZM37 188H38V190H37ZM57 188H56V190H57ZM162 188H161V190H163ZM228 188L230 190H233V192H230V190H228ZM28 189H29V191H28ZM39 189H41V190H39ZM140 189L137 188L136 190L140 191ZM147 189H148V185L146 186L145 190H147ZM143 190H141V191L143 192ZM145 190H144L145 193L143 192L144 195L142 193H140V195L141 194L143 195V198H141V199H145L146 197L149 196L148 194L153 192L152 188L150 190L148 189L150 191V193H148L147 196H146L145 194H146L147 191H145ZM155 190H156V188H155ZM161 190H160V193L157 191V195L158 196L161 193L164 194V192H162ZM167 190L170 191V189H167ZM204 190H206V191H204ZM37 191H39V192H37ZM28 192H29L30 195H28ZM16 193H18L19 195L18 194L16 195ZM132 193L139 195L138 192L134 193V192L131 191V195L127 194L128 196L125 195V197L127 196V198H128L130 196H133ZM154 193H156V191ZM195 194H201V193H199V191H198ZM204 194L205 193H203V195ZM154 195H156V194H154ZM154 195L150 196V198L152 199L154 197ZM157 195H156V197H157ZM165 195H166V198H168L167 194H165ZM165 195H163V197L161 195V197L165 198ZM41 196L42 195H40L38 198H40ZM134 196H136V195H134ZM144 196H146V197L144 198ZM36 197H34V198H36ZM175 197L177 198V200H176ZM38 198H36L37 199L36 201L38 202V204H41L42 199L41 198L38 199ZM114 198H115V200L116 199L117 200L115 201ZM130 198L128 200H130ZM134 198H136V197H134ZM166 198H165V200H166ZM13 199L17 202L16 204L12 203ZM22 199H23V197H22ZM32 199H30L31 202L32 201L35 202V199L34 200H32ZM131 199H132L131 202L127 203V201H126L127 206L130 203H131L130 204L131 207L133 206L132 205L133 204L132 201L134 199L133 198H131ZM205 199H206V201H205ZM6 200H9V201L6 202ZM30 200H28V201H30ZM147 200L149 201V199H147ZM153 200H154V198H153ZM153 200H150V202L153 201ZM172 200L170 201V203L173 202ZM24 201H25V199H24ZM144 201H146V199L143 200V202H141V201L140 202L142 204L146 203ZM167 201H168V199H167ZM19 202H21V203L19 204ZM115 203L119 204V205H116ZM228 203L230 204V201H228ZM26 204H25V207H26V209H28ZM31 204L33 205L35 203L32 202V203L29 204L30 205V206H28L29 210H30V208L33 209L35 207V206L32 207ZM136 204H134V206ZM142 204H140V205H142ZM149 204H148V206H149ZM152 204H154V203H152ZM55 205L57 207H55ZM114 205H115V207H114ZM155 205H153L152 207H154ZM179 205H180V207H179ZM204 205L201 208H196V209L197 210L198 209L203 210L205 208ZM0 206H2V205H0ZM148 206L146 204V208ZM160 206H162V205H159V208H160ZM198 206H200V205H198ZM247 206H248V210L249 209L251 210V211L249 210L250 211V216H252V218H253V216L259 218L258 219V218L254 217L255 221L257 220L256 223H253V222H255V221H253V222L248 224L247 220H245V218L244 219L242 218L246 214V213H244L245 210L242 209V208L247 207ZM22 207H24V205ZM108 207H110V208L113 207V212H114L115 208L118 209L119 211L117 212V210H116L115 212H117V213H115V214L112 213L114 215L113 216L111 213H109L110 209ZM176 207H178L180 209L182 207V209L180 211H183V214H184L183 216L185 217V220H184L183 216H181V214L180 215L177 214V211H179V210ZM228 207H230V206H228ZM239 207L241 208L242 212L240 211ZM123 208H125V207L123 206L122 209ZM161 208L159 209L160 211H159L158 214H154L156 212H154V213L149 212L148 213L149 214L148 216L150 217L152 222H155L154 220L157 219V218L160 219V217L163 214H165L166 211L162 210ZM11 209L12 208L10 207V209H8V210H11ZM18 209H17V211H18ZM38 209L41 210L40 208H38ZM126 209H127V207H126ZM130 209H127V210H130ZM143 209L144 210H142V211H146L145 208H143ZM175 209H177V210H175ZM184 209L187 210L188 208L187 207L185 208V206H184ZM23 210H24L23 212H25L24 208H23ZM36 210L33 209V211H36ZM75 210H77V208ZM127 210H125V211H127ZM136 210L133 209V212L135 211V213H137V211H139V210H137V211ZM174 210H175L176 213H173ZM210 210L214 211V212L211 213ZM106 211L109 213V216L112 215V217L110 216V218L108 219L107 218L108 217V215H107L108 213H107L106 214L107 217H105V218H107L109 220L108 222L111 223L113 226L111 224H109L106 221V219L105 220L103 219V216L105 215ZM225 211L228 212V213H226ZM249 211H246V212L249 213ZM20 212H21V210H20ZM38 212L35 215H39L40 212H39V214H38ZM101 212L104 213L103 216H102ZM131 212H132V210H131ZM162 212H164V213L162 214ZM167 212H166V214H168ZM259 212L261 214H259ZM11 213H13V212H11ZM14 213H13V215H11V217L15 216ZM94 213L101 214L102 219H103V220L102 219L101 220L108 223V225L106 223V226H104L106 231L103 232V234L105 233L106 238H105V236L102 235V233L99 232V235L97 233L96 236L94 235L95 238L93 240L91 239V238H93V237H91L92 236V232L96 231L95 227H93L95 225V222H93L94 220H92L94 225H93V223L90 222L91 218L94 215ZM128 213L129 212L127 211L126 216L129 215L128 216V218H129L130 217V213L129 214ZM172 213L174 214V216L177 215V217H174L172 215ZM185 213H186V215H185ZM0 214L7 216V212H3V214L1 212ZM26 214L24 215V217H23V215H21L19 218H22V217L25 218ZM138 214L139 213H137L136 215H138ZM144 214L146 215L147 213L144 212ZM191 214H193V213L191 212ZM201 214H202V216H201ZM33 215H34V212H33ZM78 215L79 214H77V216H73V213L71 214V216H73V217H78ZM80 215H79V217L82 216V215L81 216ZM122 215H123V210H122ZM27 216H28V214H27ZM27 216H26L25 219H27ZM68 216H70V215H68ZM101 216L99 215V219H100ZM225 216H227V217H225ZM36 217L37 216H35V217L32 216V219H33V221L35 220V222L38 219ZM196 217H194V218H196ZM34 218H36V219H34ZM68 218L70 219V217H68ZM200 218H199V220H200ZM15 219L16 218L14 217V220ZM25 219H22V220H25ZM29 219H30V217H29ZM29 219H27V220H29ZM135 219H134V224L136 225V223H135L136 220ZM168 219H170L171 221L168 220ZM187 219L191 220V221L195 220L196 223L194 221H192L193 222V224H192V222L188 221ZM43 220H44V218H43ZM143 220H144V218H143ZM240 220L246 221L247 224L244 225V222H242ZM12 221L13 220H11V222H9V223L12 224ZM73 221L74 220L72 218V222ZM168 221H170V222H168ZM228 221L230 222V226H232L231 229L228 228V225H229ZM239 221L241 223H238ZM96 222L98 223V221H96ZM74 223H75V225H73V226L78 228L76 226V222H74ZM172 223H173V221H172ZM242 223H243V225H242ZM15 224L17 225V223H15ZM39 224H43V226H47L45 224V222L44 223L40 222ZM131 224H130V227H133V229H135L134 226H131ZM141 224H139V225H141ZM169 224H171V226H169ZM239 224H241V225H239ZM8 225L9 224H7V226ZM19 225H20V222H19ZM109 225L113 229H109L108 230V228H110V227H107V226H109ZM194 225H196L197 233L194 230L195 229ZM209 225H210V223H209ZM33 226L36 227V229L35 228L34 229L37 230V226H35L34 224H33ZM240 226L242 228L244 227L245 230L247 229L246 230L247 232L246 233H244V232L240 233L239 231L242 230ZM10 227H12V226H10ZM14 227L16 228L17 226H14ZM239 227H240L241 230H239ZM13 228H11L10 232H13L12 231ZM15 228H14V230H15ZM165 228H169V229L171 228V232L167 233L169 231H163ZM136 229H137V227H136ZM182 229H184V230L181 231ZM27 230H28V228H27ZM39 230H41V229H39ZM42 230H43V228H42ZM139 231L135 230V232H138V233L142 232V231L141 232H139ZM7 232L9 234H7ZM25 232L30 234L31 230H30V232L29 231H25ZM26 233H24V234H26ZM43 233H45V232H43ZM73 233L71 235H73ZM129 233H130V230H129ZM14 234H15V232H14ZM137 234H135V235L137 236ZM205 234H207V235H205ZM41 235H43V234H40V236ZM168 235H169V237H168ZM171 235H175L177 237L181 236V237L179 239H174V236L172 238ZM196 235L198 237H194ZM33 236L35 238L37 237L35 235H33ZM138 236H139V234H138ZM239 236L240 237L242 236V237L240 238ZM34 237H31L32 240H34ZM170 237H171V239H169ZM231 237H232V240L230 242V241H228V239H231ZM243 237H246V238L243 239ZM5 238H4V241H6L8 239L7 238L5 240ZM143 238H145V237H143ZM213 238H214V240H213ZM210 239H212L213 242H211ZM22 241H24V243H22ZM39 241L40 240L38 239V242ZM36 243H37V241H36ZM54 243H56V246L54 245ZM98 243H101V245H102V242H98ZM164 243H165V245H164ZM26 244H27V246H26ZM95 244L96 243L94 242V245ZM181 244L185 245V246L183 247ZM199 244H201V245H199ZM101 245H99L100 248H101ZM227 245H229V248H231V246H232L231 250L229 248H227L228 247ZM165 247L163 249L166 250L167 254L168 253L170 254L169 249L168 248L166 249ZM156 248L157 247L151 248V251H152L153 254L150 255L151 251L149 250L150 252H148V256L146 258H143L144 256L143 255L140 256V254H139V259H140V257L143 256L142 259L143 260L145 259V261H148V263H146L145 261L141 260L140 261L141 264H158V262H157V261H159L158 258H161L162 257L161 255H167V254H164L165 250L163 252V249L161 251L160 248H159V250L163 254L162 253L161 254L157 253L158 251L157 252L155 251L156 252L155 253L153 250L156 249ZM192 248L193 247L189 248V250H191ZM226 248L229 249V251H227V253L229 252V255L228 254L225 255ZM103 249L104 250H102V248H101L102 252L105 251V248H103ZM186 249H185L184 252H186ZM157 250H158V248H157ZM178 251H177V253L179 255V258L182 257V256L184 257L183 251L181 252L183 255H181V253H179ZM90 252H91L92 255H90ZM106 252H107V250H106ZM172 253L169 256L170 257L171 256L175 257V255H173ZM196 253H197V251H196ZM211 253H212V255L210 257ZM105 254H107V253H105ZM123 254H124V252H123ZM155 254H157V256L159 254L161 257L160 256L159 257L154 256ZM191 254L193 256V253H191ZM230 254H232V255H230ZM124 256H125V254L123 256L120 255V257H122V258H124ZM134 256L133 255L131 256L132 257L131 261H127L128 259L126 258L127 262L122 261V263L123 264H125V263L126 264H138L139 262L136 261L137 258H138V255L135 254ZM151 256H153V257H151ZM226 256H232L231 258H233V260H230V262H228L230 258L226 257ZM166 257H168V255ZM170 257L168 259L172 260L173 257L172 258H170ZM186 257H184V258H186ZM94 258H95V256H94ZM112 258L110 260H113ZM176 258L177 257H175L174 261L173 260L171 261L172 263H169L167 258H165V260H167L166 261V262H168L167 264H173V262L175 264ZM182 258H181V260L179 259L181 261L180 264H188L187 262H189V261L187 260L186 262H184ZM226 258H229V259L226 260ZM74 259H76V258H74ZM139 259H138V261H139ZM90 260L93 262V260H94L93 257H91ZM195 260L196 261H194L195 262L194 264H198L197 262L200 260L199 256H197ZM74 261H76V260H74ZM88 261H87V263H90ZM113 261H109L110 262L109 264H119V262H117V260L115 262H113ZM82 262H80V263L82 264ZM154 262H157V263H154ZM164 262L161 261V263H164ZM176 262H177L176 264H179L178 263L179 262L178 259L176 260ZM76 263L77 262H75V264ZM80 263H77V264H80ZM93 263L95 264L96 261H94ZM99 263H100V260H99ZM99 263H96V264H99ZM161 263H159V264H161ZM200 263H201V261H200Z\"/></svg>",
    "mask_w": 264,
    "mask_h": 264
},
{
    "label": "rangeland",
    "instance_id": "374dc122",
    "mask_svg": "<svg viewBox=\"0 0 264 264\" xmlns=\"http://www.w3.org/2000/svg\"><path fill=\"white\" fill-rule=\"evenodd\" d=\"M28 1H29V0H27V2H28ZM34 1H35V0H30V1H29V4L26 2V5H27V6L24 7V8L26 9V11L24 10L26 13L23 12V9H21L22 11H20V12H23L26 16H28L27 14H29V19H31V18L33 19L32 16H34V15H33L34 13H33V12H30V11H33L34 8H35V7H33L32 3L34 4V3L37 2V1H35V2H34ZM73 1L75 2V0H63V1L59 0V2L62 3V4H63V2L66 3V4H63V6H65L64 8H63L62 4H60L59 6H62V7L60 8V11H59V9H58L57 11L54 10L55 12H54V11H49L48 13H46V11H47V10H46L45 12H42V16H41V14L39 13L40 11L38 10L39 12H36V13H38V15H37L38 17L35 15L36 18L34 17V18H35V19H33L34 21H32V19H31V21H30L28 24L31 26V24H32V22H33V24L35 25L34 22H35L36 19H37L38 22L41 21L40 24L36 21V22L39 24V27H38V28L36 27V29L41 30V31H38V30H36V29H33V30H31V31L34 32L33 34H32V32H29V33L27 32L28 35H29V37L26 36V39H29V40H25V41H24L25 37H23V36H24L26 33H25L23 36H21V38H20V39H22V40H21V41H22L21 43H22L24 46H28V47L30 46L31 49H32L33 47L37 48V49H36V52L39 51L40 53H42V54L37 53V54L39 55V57H40L41 55H42V56L44 55L43 58L40 57V58H42V59H40V60H41L40 62L37 61L38 56H35L36 60H29V59H28V61H25V62H27V63H28V62H31V63L33 62V64H30V63H29V64L31 65V67H32V66H33V67L37 66L36 68H37L38 70H40V69L43 68V67H44V68H48V70L46 69L47 72H45L46 70H44V71L41 70V72H42V73L45 72L47 76H45L44 74H41V75H40L41 72H40V73H36V72H37V69H36L35 73L32 72L33 74L30 72V73L33 75V78H31V76L29 77V75H27L28 72H26V71H25V73L23 74V71H21V70H22V67L24 66V67H23V70H24V68H26V67H30V66H27L28 64L25 65L26 63L23 64L24 62L15 61L16 64H15L14 62H12L11 65H10V64L8 65L7 62H5V60H4L5 57H6V55H7V54H5V51H10L9 49L7 50V48H11V52H10L11 55L9 54V57L11 56L10 58H13V57H14V56H12V55H15V56L20 55L21 57H22V55H23V57L26 58V59H25V58H24V59L27 60V58H30L29 56L34 55V54L36 55V53L34 52L35 49H33V52L30 53V55L25 56L24 53L27 52V51L30 50V49L25 50V48H27V47H22L23 45H20V46L17 45V46H19L20 48L22 47V48H21L22 50L19 48V50L16 51L17 54H14L13 52H15L16 49H15V50H14V49L12 50L13 45H12V46H9V45H11V44L6 45L7 42H8V41L6 42V40H9V39H8V35L5 36V35H3V34L0 33V37L7 38V39H5V41H4V42H6V43H3V41H2V43H1V41H0V43L3 45V47H2V45L0 44V45H1V47H0V50H1V51H0V58H1V59H0V60L4 61L3 64H4L5 66H6V64L8 65L7 67L10 66L9 68H7V69L10 70V71H8V70L6 71L5 67H4V68L1 67L2 65L0 66V72H1V70H2V71H3L2 73H4L3 75L0 73V84H1V85H0V92H2V93H0V96H1V97H0V98H1L0 100H3L2 98H4V100H3V101H4L3 104L6 105V103H5V100H7L6 97H8V99H10V97H11V99H12L13 95L15 96L14 93H16L18 96L16 95L17 98H15V100H17V102H18V99H22V100H24L25 97H22V96H26L25 93H27V96H26L27 98L25 99L26 101H23V102H22V101H19L20 103H19V102H18V103L21 104V106H20L19 104H18V105H13L12 108H13V109H16V110H18V111H19V109L22 110L23 107H24V108L26 107V106H24L23 104L27 105V104L30 103V102L27 103V100H28V96H31L32 98H30V99L28 100V101L31 100V103H32V105L29 104V106H31V108L33 109V110H31V111H38V112L41 113L39 117H40V119L42 120V122L44 121V122H43V125H44V127H45V130H46V126H47V124H48L49 122L52 123L51 120L53 121V119H52V116H51V115L48 117V115H49V112H48V111H47L48 113L46 112V113L44 114L42 110L45 109V108H47V107L49 106V108H47V110H51V109H52V110L50 111V114H51L52 112L55 111V110L53 109V106H54V105L59 106V108H58V111H59L60 108H61V105L63 104V102H64V103H72V104H75L74 101L77 100V101H76V104H83V102H85V101L83 100V99H84L83 96H85L86 94H84V92L82 93V90L85 89V88H86L85 93H89V94H90V95L87 94L86 97H88V98H89V97H90V98H94V100H92V102H97V101H98V103H99V100H100L101 98L104 99L105 97H106V98H110V99H114V101H113V100H112V101H113V102H117L115 99H118L120 96L122 97V96L125 95V92H124V91H125V87H126L125 85H126L127 74H126V75H123V74H125V72H123V71H124V70H128V68H127L128 66H127L126 64L129 63V62H128V60H129V58H128L129 55H127V53H128V54H130V53L127 51V50H129V48L127 47V46H129V45H127V44L130 43V30H131V28H130V27H131V26H130V24H131V20H130L129 17H127L126 20H125V17H126V16H130L129 13L131 12V7H130V6H131V1H128V0H127L128 2H130V3L127 2V3H128L127 5L129 6V9H130V10L127 9L128 6H127V7H126V6H121V5H123L124 1L126 2V0H119V1L116 3V5L120 4V5H118V6L113 5V4H115V3H114L115 1H114V2H111V4L113 3V4H112L113 6L110 5L111 10H112L113 8H115L114 6H116L117 8L119 7L118 9H120V7H121L120 10L122 11L121 14H118V15H117V13H120V12H119L120 10L117 12V11H116L117 8L113 9L112 11H113V13H114V16H113L112 12L109 10V7H108L109 4L106 5L107 7L103 6V7H105V9H104L103 7H102L101 9H102L103 11L106 10V12H102V11H101V12L103 13L102 16H103L105 13H107L108 15H107V14L104 15V16H105L104 18H106V17L109 16L110 18H109V17H108V18L110 19V22H109L108 18L105 19V20H106L107 22H109L111 25H110V28H106L107 30H106L105 28L103 29V28L100 27V30H98V31L95 30V28H96V29H99V28H97V25H98L97 23L100 21V19H99L98 22H96V20H95V18H98V16L95 17V16L97 15V13L95 14V16H93V17H94V20H95V21H94L92 15H88V14L85 15V14H83L84 11H82V9L80 8V9H81L80 11H81L82 14H83V18L80 19L81 16H82V14L79 15V13H78V12H80V11H79V8H78V7H77L78 9L74 8V7H76V5L78 4V2H75L76 4L74 5V4H73V3H74ZM77 1H78V0H77ZM251 1H252V2H251ZM251 1L247 2L248 4L245 3V6L242 4V7H243V8L245 7L244 10H243L245 14H246V12H247V13H248V12L250 13V10L252 9L251 4H255V5L257 6V5L259 4V1H261V2H260V4H259L258 6H259V7L263 6V7H261V8H264V4H263V3H264V0H259V1L257 0L258 3L256 2V0H255L254 2H253V0H251ZM31 2H32V3H31ZM255 2H256V3H255ZM121 3H122V4H121ZM249 3H251V4H249ZM67 4H68V5H67ZM72 4H73V5H72ZM246 4H247L248 6H246ZM35 5H36V4H35ZM35 5H34V6H35ZM70 5H71V6H70ZM124 5H125V3H124ZM249 5H250V7H249ZM260 5H261V6H260ZM30 6H32V7H30ZM37 6H38V5H36V8H37ZM59 6H58V7H59ZM77 6H78V5H77ZM256 6H254L255 8L253 7V8L255 9V11H256V9H257V7H258V6H257V7H256ZM28 7H29V8H28ZM58 7H57V8H58ZM69 7H72V8L69 9ZM246 7L249 8L250 10H248V11L246 10V11H245ZM259 7H258V8H259ZM32 8H33V10H32ZM36 8H35V9H36ZM38 8H39V7H38ZM57 8H56V9H57ZM62 8H63V9H62ZM107 8H108V9H107ZM124 8H126V9H124ZM28 9H30V10L28 11ZM39 9H40V8H39ZM42 9H43V8H42ZM40 10H41V9H40ZM65 10H66V11H65ZM69 10H70V12H69ZM72 10H73V11H72ZM107 10H108V11H107ZM261 10H264V9H261ZM27 11H28L29 13H28ZM35 11H36V10H35ZM35 11H34V12H35ZM42 11H44V10H42ZM67 11H68V12H67ZM109 11H110V12H109ZM243 11H240V12H241V15L244 16V14H242ZM253 11H254V10H253ZM258 11H260V9H259V10L257 9V12H258ZM63 12H64L66 15H65ZM66 12H67V13H66ZM115 12H117V13H115ZM123 12H127V15L125 16V15L123 14ZM257 12H256V13H257ZM23 13H20V14L22 15ZM36 13H35V14H36ZM60 13H61V14H60ZM70 13H71V15H70ZM72 13H73V14H72ZM234 13H235L236 15H235ZM234 13H232V14H233L232 16H238V15H240V14L237 15L238 12H234ZM253 13H254V12H253ZM258 13H259V12H258ZM261 13H262V12H261ZM0 14H1V13H0ZM46 14H47V15H46ZM52 14H53V15H52ZM59 14H60L61 16H60ZM111 14H112V15H111ZM122 14H123V16H122ZM128 14H129V15H128ZM250 14L252 15V11H251ZM250 14H248V15H250ZM30 15H31V16H30ZM87 15L89 16L88 18H90V16L92 17V19H89V20H92V21H89V20L86 18L89 24H87V21L85 20L86 25H89L90 29L92 28V30H93V25H94V24H97V25H95V28H94V31H93L94 33H93V34H90V33H92V31H90V32H89V34H90L89 36H87V33H88V32H87V31H88L87 28L89 29V27H87L86 25H85L86 27H84V28L80 26V24H81V23H80V20H82V21H81V22H82V25L85 24L83 20H84L85 17H87ZM98 15H99V14H98ZM241 15H240V16H241ZM248 15L246 14V16H248ZM255 15H256V14H255ZM263 15H264V11H263ZM263 15H261V16L258 15V17L253 15V16H250V18H251V17H256L254 20H257V19L259 20L260 18L263 17ZM26 16H23L24 19L26 18ZM40 16H41V17H40ZM64 16H65V17H64ZM79 16H80V18H79ZM84 16H85V17H84ZM43 17H45V18H43ZM76 17L79 18V20H77ZM99 17H101V16L99 15ZM111 17H113V18H111ZM123 17H124V18H123ZM259 17H260V18H259ZM0 18H1V17H0ZM65 18H67V19H65ZM102 18H103V17H101V21H102ZM104 18H103V21H105ZM114 18H115V20H114ZM116 19H117V20H116ZM121 19H122V20H121ZM123 19L126 21L125 23H121V22L124 21ZM128 19H129L130 21H129ZM251 19H252V18H251ZM1 20H2V18H1ZM1 20H0V21H1ZM27 20H28V18H27ZM27 20H24V21H27ZM118 20H119V21H118ZM120 20H121V21H120ZM252 20H253V19H252ZM258 20H257V21H258ZM263 20H264V19H263ZM28 21H29V20H28ZM49 21H50V23H49ZM68 21H69V23H72L73 26L76 24L77 26H76V25H75V26L78 27V29L75 28V30H72L73 27L71 26V24L68 25ZM115 21L119 22V24L116 23ZM73 22H74L75 24H73ZM95 22H96V23H95ZM0 23H1V22H0ZM91 23H92V24L94 23V24H93V25H90ZM113 23H114V24H113ZM26 24H27V22H26ZM33 24H32V26H33ZM63 24H64V25H63ZM128 24H129V26H128ZM66 25L68 26V28H66V27H67ZM114 25H115L114 29H115V30H118L119 33L116 32V31L113 29V26H114ZM125 25H126V27L124 28L123 26H125ZM30 26H29V27H30ZM32 26H31V28H32ZM35 26H38V25H35ZM45 26H46V27H45ZM69 26H70V28H69ZM75 26H74V27H75ZM83 26H84V25H83ZM64 27H65V28H64ZM71 27H72V28H71ZM98 27H99V26H98ZM111 27H112V28H111ZM122 27H123V28H122ZM33 28H35V27H33ZM44 28H45V29H44ZM49 28H50V29H49ZM82 28L87 30L86 33H85V31H84ZM117 28H118V29H117ZM119 28H120V29H119ZM42 29H43V30H42ZM48 29H49V30H48ZM108 29H110L111 31L108 30ZM26 30H28V29L26 28ZM44 30H45V31H44ZM102 30H103V31H102ZM121 30H122V31H121ZM128 30H129V31H128ZM36 31H37L39 34H36V33H37ZM52 31H53L54 33H51ZM65 31H66V32H65ZM76 31H78V33H79V31H81L80 33L85 34V35H83L82 38H81V36L79 35L80 33L77 34ZM99 31L101 32V34H100ZM46 32H47V33H46ZM68 32H70V33H68ZM72 32H73V33H72ZM83 32H84V33H83ZM104 32H105V33H104ZM108 32H109V33H108ZM115 32L118 33V35L120 34V35H119V38H120V39H118V35H117ZM120 32H121V33H120ZM125 32H126V34H125ZM127 32H128V33H127ZM30 33H31L32 36H30ZM50 33H51V34H50ZM55 33H56V35H58V36H55V35H54ZM65 33H66V34H65ZM71 33H72L73 36L71 35ZM95 33H97V34H95ZM122 33L125 34V35L123 36ZM74 34H76V35H74ZM94 34H95V35H94ZM107 34H109V35H107ZM115 34H116V35H115ZM121 34H122V35H121ZM35 35H40V36H37V37H41L42 43H41V40H40V41H39V40L36 41V39H38V38H36V37H34V39L32 38V37L35 36ZM50 35H52V36H50ZM61 35H62V36H61ZM69 35H70V37H69ZM92 35H94V37H91ZM96 35H97V36H96ZM114 35H115L116 37H115ZM59 36H61V38H59ZM79 36H80V39L78 38ZM85 36H86V38H84ZM103 36H105L104 38H105L106 40L103 38ZM107 36H108V37H107ZM112 36H113V37H112ZM120 36H123L124 38H123V37H120ZM125 36H126V37H125ZM221 36L223 37V35H221ZM13 37H14V36L12 35V38H13ZM49 37H50V38H49ZM57 37H58V38H57ZM74 37H75L76 39L81 40V41L84 40V39H88V40H89L88 37H90L91 39L89 40L88 43H86V41L84 40V44H83V43H79V45L77 46V44H78L77 42H78V41H77L76 39H74ZM95 37H96V38L98 37L97 39H98L100 45H99V43H96V42H98V41H94V39L97 40ZM99 37H101V38H99ZM218 37H220V36H218ZM15 38H16V37H15ZM23 38H24V39H23ZM43 38H44V39H43ZM45 38H46V39H45ZM65 38H67V40H65ZM83 38H84V39H83ZM107 38H109V39L112 38V39L109 41V39H107ZM113 38H114V40H116V41H114ZM126 38H127V39H126ZM263 38H264V37H263ZM0 39H1V38H0ZM17 39H18V38H17ZM17 39H15V40H14V39L11 40V37H10V40H11L12 42H9V43L14 44L13 41L16 42ZM20 39H18V40H20ZM31 39L34 40V41L32 40L33 43H32V41H31ZM99 39L102 40V41L100 42ZM122 39H125V41L122 40ZM18 40H17L16 44H18V42L20 43V41H18ZM43 40L46 41L47 43L43 44V43H44ZM64 40H65V41H64ZM88 40H87V41H88ZM103 40H104V42H103ZM126 40H127V41H126ZM62 41H64V42H62ZM75 41H76V42H75ZM106 41H108V45H107ZM121 41L124 42L125 45H123V43H122ZM24 42L27 43V44H29V45H26ZM34 42H35V43H34ZM39 42H40V44H39ZM69 42H70V43H69ZM72 42H73V43H72ZM91 42H92V43H91ZM114 42H115V43H114ZM125 42H126V43L128 42V43L126 44ZM75 43H76V44H75ZM102 43H103V44H102ZM105 43H106V44H105ZM16 44L14 45L13 48H16V47H15ZM32 44H33V46H32ZM47 44H48L49 46H48ZM70 44L74 45V47H72V45H70ZM199 44H201V43H199ZM204 44L206 45V42H205V43L202 42L201 46L204 45ZM40 45H41V46L44 45V47H45V45H46V47H45L44 49H42V47H39ZM57 45H59V46L57 47ZM62 45H63V47L61 48L60 46H62ZM64 45L66 46V48H67V46H68V48H69V47H71V48H69V49L67 48L68 50L65 51V50H63V49H65V46H64ZM69 45H70V46H69ZM88 45H90V46H89V47H90V49H89L90 54H88V49H87V51H85V52H86V55H84V52H82V51L85 49V47H88ZM93 45H94V46H93ZM104 45H107V46H104ZM118 45H119V47L121 46L122 52L124 51V53L120 52L121 49L118 48ZM126 45H127V46H126ZM7 46H9V47H7ZM51 46H54V47L51 48ZM75 46H77V47L80 46V47H79V49H78V48L75 47ZM91 46H93V47H91ZM98 46H99V47H98ZM30 47H29V48H30ZM47 47H49L50 50L52 49L51 54H48V55H47V53H49V52L46 51V49H48ZM56 47H57V48L60 47V48L57 49ZM81 47H82V48H81ZM83 47H84V49H83ZM97 47H98V48H97ZM80 48L83 49V50L81 51ZM102 48H103L104 50H103ZM2 49H4L5 51H3ZM17 49H18V47H17ZM55 49H56V51H55ZM37 50H38V51H37ZM40 50H41V51H40ZM59 50H60V51H59ZM72 50H73V52H72ZM78 50L81 51L80 53L83 54V55H80V56H82V59H81V60L79 59V58H81V57L78 58V56H79L78 54H80V53H78ZM85 50H86V49H85ZM94 50H95L96 52H95ZM31 51H32V50H31ZM48 51H49V49H48ZM61 51H62V52H61ZM69 51H70V52H69ZM74 51H75V52H74ZM97 51H98V53H97ZM16 52H15V53H16ZM23 52H24V53H23ZM53 52L57 53V55H56L55 53H54V55L59 56V58H61V59H62L63 55H61L60 52H61L62 54H65V56L63 57L62 60L65 59L66 61L61 62V60H59L58 57H56V56L53 55ZM6 53H7V52H6ZM8 53H9V52H8ZM21 53H23V54H21ZM28 53H29V52H28ZM28 53H27V54H28ZM45 53H46V55H45ZM71 53H73V55H71ZM75 53H77V54H76L77 57L74 56ZM94 53H95V55H93ZM125 53H126V55H125ZM3 54L5 55L4 57H3ZM67 54H70V56H71L73 59L75 58V59L79 62V64L82 63V65H84L83 67H86V69L89 68L88 66L90 65V63H91L94 59L97 60L98 63L100 62L99 65H98V63L92 62V63L95 64V66L97 65V67H91L92 69H93V68H96L97 71L95 70V71H96V72H95V71L92 70L91 68H90L91 70L88 69V72L91 73V75H90V73L86 72V69H85V68H83V71L85 70V72H82L81 69H80V70L78 69V70H79V73H78V71H75L74 74H76V75H74V77H73V76H72V75H73V74H72V73H73L72 71L75 70V68H76L75 65H77L78 68H79L80 65L78 66V64H76V60L74 61L72 58H69L70 56L68 57ZM99 54L102 55V56H100ZM123 54H124L125 56H127V57H123V56H124ZM51 55H52L53 57H56V58H57V61H59V62L56 63V61H54L55 58L53 59ZM90 55H91V56H94V57L98 55L99 57H98V59H96L97 57H96V58L93 57V58H92V61H91V59H90V60H85V58H86V57H89ZM119 55H120V56H119ZM46 56H47V58L49 57V60H46V62L53 61V62H52L53 65L50 64V66H49V63L45 64V62H43V61H45V59H46L45 57H46ZM50 56H51V57H50ZM83 56H84L85 58H84ZM121 56H122V58H121ZM21 57H18V58L21 59ZM23 57H22V59H23ZM65 57H67V59H66ZM100 57H101V58H100ZM119 57H120L121 59H119ZM2 58H4V59H2ZM6 58H7V57H6ZM10 58H7L8 63L11 62V61H9ZM16 58H17V57H16ZM18 58H17L16 60H19ZM31 58H32V56H31ZM77 58H78L80 61H79ZM89 58H90V57H89ZM89 58H88V59H89ZM99 58H100V60H99ZM123 58H124V59H123ZM127 58H128V59H127ZM13 59H14V58H13ZM69 59H70V62H74V63H75V65H74V64H71L72 66H73V65L75 66V68H74V67L72 68V69H74V70H71V67H72V66H70V63H69V65H68L67 63L64 64L65 62H69ZM86 59H87V58H86ZM105 59H106V60H105ZM122 59H123V60H122ZM7 60H6V61H7ZM11 60H12V59H11ZM38 60H39V59H38ZM115 60L117 61V63H116ZM121 60H122V61H121ZM13 61H14V60H13ZM23 61H24V60H23ZM113 61H114L115 63H114ZM120 61H121V62H120ZM123 61H125V62H123ZM83 62H85V63L87 62V64H85V63H83ZM118 62H120L121 64L118 63ZM1 63H2V62H0V64H1ZM5 63H6V64H5ZM102 63H103L105 66H103ZM113 63H114V64H113ZM122 63H123V64H122ZM124 63H126V64H124ZM42 64H43V65H42ZM112 64H113V65H112ZM117 64H119V65H117ZM16 65H18V66H16ZM57 65H59V66H57ZM60 65H61V67H60ZM67 65L70 66V67H69L70 70H68L69 68L65 69ZM124 65H126V66H124ZM12 66H14V67H12ZM51 66H52V67L54 66L55 69L52 68ZM63 66H65V68H63ZM91 66H94V65H91ZM98 66H99V67H98ZM119 66H120V67H119ZM121 66H122V69H123V71H122L123 73H121V72L119 73V71L121 70ZM20 67H21V68H20ZM58 67H59V68H58ZM118 67H119V69H118ZM123 67L126 68V69H124ZM49 68H50L51 70H50ZM80 68H81V67H80ZM98 68H99V69H98ZM11 69H13L14 72H16V73H14L13 70H11ZM27 69H28V68H27ZM34 70H35V69H34ZM53 70H54V71H53ZM66 70L71 71V72H70L71 75H70V73H68ZM76 70H77V69H76ZM118 70H119V71H118ZM4 71H5V72H4ZM28 71H31V70H28ZM32 71H33V70H32ZM49 71H50V72H49ZM61 71H62V72L64 71L65 74L68 73V75L63 76V75H64V72H63L62 74L57 73V72H61ZM92 71H93V73L95 72L96 74H93ZM98 71H99V72H98ZM8 72H10V73L12 72V75L9 76L10 73L8 74ZM66 72H67V73H66ZM97 72H98V73H97ZM17 73H18V74H17ZM85 73H87L88 75L85 74ZM107 73H108V74H107ZM127 73H128V71H127ZM5 74H6V75H5ZM7 74H8V75H7ZM19 74H21L22 78L24 77L23 79H24L26 82H25V81L22 82V79H19V78H20V75H19ZM92 74H93V75H92ZM111 74H112V75H111ZM120 74L124 77V79H125L124 81H123V77H122V76L119 78L120 80L116 79V78H118V77L120 76ZM1 75H2V76H1ZM13 75L16 76V77H14ZM25 75H26V77H28V78H25ZM35 75H40V76H36L37 78H35ZM42 75H43V76H42ZM59 75H60V76H59ZM94 75H95V76H94ZM101 75H102L103 77H102ZM41 76L43 77V79H44V78L46 79V78L48 77V78H51V79L53 78V80H54L55 77H56V78L58 77V78H57V79H59L58 81L61 82L62 84H59V85H58V82H57L56 80H54L55 82H54L53 80H52L53 82L50 80L51 83H52V84H51L50 81L47 82V81L44 79V80H45L44 84H46V82L50 84V85L47 84V85H49V86H48V87H45V85H42V81H43V80H40L39 82H35V81H38V80H39L38 77L41 78ZM78 76H80V77H78ZM90 76H91V77H90ZM17 77H18V78H17ZM76 77H77V78H76ZM92 77H93V78H92ZM95 77H96V78H95ZM104 77H107V78H104ZM125 77H126V78H125ZM30 78H31V79H30ZM64 78H65V80H64L65 82L63 81ZM83 78H87V79H84V80H83ZM97 78H99V80H98ZM9 79H11V80H9ZM12 79H13L14 81H13ZM33 79H34L35 81H34ZM76 79H77V80H76ZM100 79H101V80H100ZM107 79H108L109 81H108ZM18 80H19V81H18ZM67 80H68V81H67ZM86 80H87L88 83L86 82ZM115 80H116V81H115ZM62 81H63L64 83H66L67 86H68V85H69V86H68V87H67V86H63L64 84H63ZM83 81H84V82H83ZM110 81H111V82H110ZM113 81L116 82V84H117V86L115 85L116 87L113 85V84H114ZM119 81H120V82H119ZM3 82H5V83L3 84ZM30 82H31V84L29 85ZM40 82H41V85H42V86L39 84ZM89 82H90V83H89ZM118 82L120 83V86H122V84L125 82V83L123 84V86L121 87V90L119 91V93H117L118 91L115 92V90L120 89V88H119L120 86H119V83H118ZM21 83H22V85H21ZM23 83H24V84H23ZM25 83L27 84L26 86H25ZM32 83H34V84H32ZM56 83H57V84H56ZM81 83H83V84L81 85ZM84 83H86V84H84ZM112 83H113V84H112ZM121 83H122V84H121ZM7 84H8V87H7ZM15 84H17V85H15ZM18 84H19V85H18ZM66 84H65V85H66ZM76 84H77V86H76ZM78 84H79V85H78ZM100 84H101V85H100ZM10 85H11V87H9ZM33 85H34V86H33ZM39 85H40L42 88H45V91H46L47 93H44V92H45L44 90H43V92H38L37 90L39 89L38 87H40ZM47 85H46V86H47ZM85 85H86V86H85ZM14 86H15L16 88H15ZM35 86H38V87L36 88ZM70 86H73V87H72L73 89H71ZM74 86H75V87H74ZM78 86H79V87L81 86L82 88L85 86V88H83V89L81 90V87L79 88ZM99 86H101V87H99ZM1 87H2L3 89H2ZM13 87L15 88V90L13 89ZM17 87H18V88H17ZM19 87H21V88H19ZM22 87H23V88H22ZM30 87H31V88H30ZM66 87H67V90H66ZM92 87H93V88H92ZM113 87H114V88H113ZM7 88H8V89H7ZM56 88H57V89H56ZM61 88H62V89H61ZM74 88H76V89H74ZM112 88H113V89H112ZM115 88H116V89H115ZM24 89L27 90V91L25 92ZM32 89H33L34 91H33ZM48 89H50V91H49ZM68 89H69V90H68ZM87 89H88V90H87ZM16 90H17V92H16ZM35 90H36V91H35ZM53 90H54V91H53ZM60 90H62L63 93H64V92L66 93V95H65L64 97H67V98H68L69 96H67V95H68V93H70V95L72 94V96H73V97L71 96V97L73 98L72 100H74V99H75V100L71 102V101H68V99H67V100H63V99L59 98V97H63V95H64V94H62V91H60ZM71 90H72V91H73V90H78V92H77V91L72 92ZM80 90H81V91H80ZM111 90H113V92H111ZM123 90H124V91H123ZM18 91H20L21 93H18ZM22 91H23L24 93H22ZM41 91H42V90H41ZM58 91H60L59 94H57ZM92 91H93V92H92ZM121 91H123L124 93H122ZM9 92H11V94H12V92H13V94L11 95V94H9ZM28 92H29V93H28ZM31 92H34V94H38V95H39V93H44V94L38 96V95H34V94H32ZM48 92L51 93V94H48ZM120 92H121V93H120ZM30 93H31V94H30ZM79 93H80V95H79ZM81 93H82V94H81ZM111 93L113 94V96H111V95H112ZM115 93H116V94H115ZM22 94H23V95H22ZM24 94H25V95H24ZM73 94H74V95L77 94V95H76V98H74V95H73ZM83 94H84V95H83ZM94 94H95V95L97 94L98 96L96 97ZM119 94H120V95H119ZM121 94H122V95H121ZM7 95H8V96H7ZM19 95H22V96H19ZM88 95H89V96H88ZM100 95H101L102 97H101ZM114 95H116V96H114ZM2 96H5V97H2ZM37 96H38V97H37ZM43 96H51V97H53V98H51V99H49V100H48L47 98L45 99L46 105H47V101H50V103H52L51 106H50L49 104H48L47 107L45 106V108H43L44 106H43L42 104L40 105L41 107L38 106V104L41 103V101H42L41 99H42ZM91 96H92V97H91ZM93 96H94V97H93ZM99 96L101 97L100 99L98 98ZM117 96H119V97L117 98ZM77 97H78L79 100L77 99ZM114 97H115V98H114ZM40 98H41V99H40ZM88 98H85V99H88ZM90 98H89V99H90ZM11 99H10V100H11ZM52 99H53V100H52ZM80 99H82V102L80 101ZM89 99H88V100H89ZM13 100H14V99H13ZM15 100H14L13 102H15ZM37 100H38V101H37ZM40 100H41V101H40ZM46 100H47V101H46ZM69 100H70V98H69ZM8 101H9V100H8ZM11 101H12V100H11ZM36 101H37V102H36ZM79 101H80V103H79ZM0 102H1V101H0ZM9 102H10V101H9ZM43 102H44V99H43ZM43 102H42V103H43ZM10 103H11V102H10ZM34 103H35V104H34ZM7 104H8V102H7ZM15 104H17V103H15ZM9 105H11V104H9ZM1 106L3 107V108L0 107L1 110L5 109V108L8 109V108L10 107V106H9L8 108H7V107L4 108V106L2 105V103H1ZM6 106H8V105H6ZM42 106H43V107H42ZM38 107L43 108V109L40 110V108L38 109ZM26 108H28V106H27ZM50 108H51V109H50ZM6 109H5V115H7V113H6ZM9 109H11V107H10ZM9 109H8V110H9ZM13 109H11V110H13ZM37 109H38V110H37ZM16 110H14V111H16ZM23 110H24V109H23ZM25 110H26V109H25ZM61 110L63 111V108H61ZM65 110H66V109H65ZM71 110H76V111H78L79 108H78V110H77V108H76V109H71ZM83 110H84V111H87V110H88V111H91V109H90V110H89V109H87V110H86V109H83ZM83 110H80V111H83ZM97 110H98V111H103L104 109H98V108H97L96 111H97ZM106 110H107V109H106ZM106 110H104V111H106ZM109 110H110V109H108L107 111H109ZM111 110L113 111V110H115V109H111ZM111 110H110V111H111ZM119 110H120V109H116L115 111H119ZM28 111H30V110H28ZM92 111H95V109H92ZM2 112H3V111H2ZM16 112H17V111H16ZM44 112H45V111H44ZM3 113H4V112H3ZM8 113H11V111L9 110ZM23 113H24L23 111H22V113L19 111V114L16 113L17 115L15 116V119H17V118H18L17 116H19L20 114H21V115H25V114H23ZM11 114L14 115L15 113H11ZM11 114H10V116H11ZM259 114H260V113H259ZM8 115H9V114H8ZM21 115L19 116L20 119H21ZM260 115H261L260 118L264 117V116H263L264 113H263V115H262V114H260ZM2 116H3V118H5L4 114H3ZM46 116H47V117H46ZM257 116H258V115H257ZM7 117H8V116H7ZM13 117H14V116H13ZM13 117H12V118H13ZM27 117H28V119H29V116H27ZM27 117H26L25 120H27ZM50 117H51V119H49ZM55 117H56V116H55ZM258 117H259V116H258ZM12 118H11V120L14 121ZM0 119H1V118H0ZM6 119H7V118H6ZM20 119H19V120H20ZM30 119H31V118H30ZM48 119H49L50 121H49ZM56 119H57V117L55 118V120H56ZM4 120H5V119H4ZM22 120L25 121V120H24V116H23ZM22 120H21V121H22ZM47 120H48V121H47ZM6 121H8L7 123H9V122L12 123V124L10 125L11 128H15L16 124H13V122L10 121L9 119L6 120ZM21 121H20V124L23 122V121H22V122H21ZM30 121H32V122L29 123V124L32 126L33 133H35V134L32 133L33 136L30 134V135H31V138L28 137V140H29V139L32 140L33 137H35V136H36V138H37V127H36V125L34 124L33 119L29 120V122H30ZM3 122H4V121H3ZM15 122H17V121H15ZM18 122H19V121H18ZM0 123H2V122H0ZM7 123L5 122V123L1 124V126H5V127H7V128L9 127V129H10V126H9V125L6 126ZM24 123H25V122H24ZM4 124H5V125H4ZM20 124H19V123L17 124V128H19V130L21 129V132L25 131V132H24L25 134L27 133V132H26L27 130H30V132H31V128H29L30 126H27L26 129H25V126H24V127H23L24 129H22L21 126H23V124H21V125H20ZM27 124H28V123H27ZM55 124H56L55 127H57V122H56V121H55ZM147 124H148V123H147ZM166 124H167V123H166ZM166 124H164V125H165V127L163 126L164 128L162 127L163 124H161V127H162L163 129H160V128H159L160 125L157 124L159 130H156L155 126L152 127V126L149 125V126H150V127H149V126H147L146 124H144V125L147 126V127L145 126V129H146V130H145V129H144V130H141V128H143L144 125H141V128H140L141 131L139 130V132H140L139 134L142 135V133L147 132V130L149 129L148 131H150L151 133H149L150 136L146 133V136H147V135L149 136V137L147 136V138L150 139V137H152L153 139H155V143L157 144V145H155V143L153 142V140L150 139L148 142L150 143V141H151V144H154V145H155L154 147H156V148L151 147L152 145H150L149 147H147L149 144H148L147 141H146V137H145V139H144V137H143V139H142V136H144L145 133H144L142 136H140V138H141L142 140H144L145 142H144V141H141V140H140V141H141L142 143L144 142V144L147 143V145H145V147H144L145 149L143 148V149H144V152L146 151L145 153H147V152H148L147 150H149V152L147 153V156H148V154L150 155V154H151V153H150V148H151L152 153H153V156H152V154H151V156L153 157V160H151V159H152L151 156H150V157L148 156V157H149L148 159H147L146 157L144 158V156H143L144 153H143V155H142L143 157H142L141 160L139 161V164H140L141 162H142V163H141V165H139V167L145 165L144 167H142L143 169L141 168V171L143 170L142 173H144L145 171L147 172L149 169H151V170H149V171L147 172L148 175L153 176L152 178H153V180L156 179V180H155L156 183H157V180H158L159 183H160V182H161L162 184L164 183L163 186H162V184L160 183V184H161V188L163 187L162 189H163L164 191L161 190L160 185H159L158 183H157V184H158V186H157V184L155 183V181L152 180L151 177H149V176L146 177V175H147L146 172L144 173L145 175H143L142 173H140V174H141V178H140V180L143 181V180H144V177H145L146 180H149V182H150V181H151V182L153 181L152 183H153V184L155 183L154 185H152V183L149 184L148 181H146L147 183L145 182V180H144V182L141 181V183H144V184H142V185H143V188H144V187L146 188V186L148 185V189L150 190V189L152 188V190H153V192H152L153 194H152V193H150V191H149L148 189L145 190V188H144V190L147 191L146 194H145L146 196H147L148 193H150V194H148V195H149L148 197L144 196V198L146 197V198H145L146 201H144V202H146V203H143V204L141 203V202H143V200H145V199H141V198H143V195H144L143 192H144V190H143V189H140V188L142 187V186L140 185V184H141V183H140L139 185H140L141 187H140V186H136V187H137L138 189H140V191L143 190V192H142V191L140 192L139 190H136L137 188H135V187H134L135 189L133 188L134 190H133V189H130V190H129V194H128L127 192H124L125 195H127V194H128V195H131V191L134 192V193H135V192H136V193H137V192L139 193V195H138V194H133V193H132L133 196H130L131 198L134 199V200L132 201V203H133V204H132V205H133L132 207H131V205H130L131 203L128 204V206H127V203H128V202H131V200H132L130 197L127 198L128 195L125 197V195L122 194V195L124 196V199H125V200L122 199V197H121V198H120L119 196L117 197L118 200H117V199H116V200H117L118 202L121 201V203L123 204L122 207H123V206L125 207V208L122 209V207L120 208V205H119V204H116V203H115L116 205H119L118 208L121 210V213H120L119 217L117 216V214L119 213V212H118V211H119L118 209L115 208V210H114V212H113V207H112V208L108 207V208L110 209L109 213H111V214L114 213V214H115V213L118 212V213L115 215V217H114L115 220H114V219H110V221L108 220V219L110 218V216L112 217L113 214L109 216V213H108L107 211L105 212V215H104V213L101 212L102 216L104 215V216H103V219H104V220L106 219L107 222L109 221V222H111L113 225H114V224L116 225L117 223L120 225V226H119L120 229H118V228L115 229L116 231H118L119 236H121L119 231H121V234H124V233H125V231H123L124 229H122V228H124V225H125L124 220H125V221H126L127 219L130 220L133 216H134L135 218H137V220H139V218H140V219H141L140 222H142V223H145V221L148 220L149 222L146 221L147 225H148V223H149V225H151L152 223H157V224H159L160 222H162V220L164 219V217L167 216V218H168L169 215H170V214H169L170 211L167 212L168 209H169V210L172 209V211H173V209H174V207H175V205L173 206V204H176V205H177L178 202L180 203V200H179L177 203H175V202L173 201V200H174V196H173V200H172V199H169L168 196H170V197H172V196H171V194L169 195L168 193L172 192L173 190H174L173 192H177V193H178V195L176 194V196L179 197L178 199H183V197H185V199H183V202H184L185 200H187L186 195L183 193V194L185 195V196H184V195L182 194V192H179L178 187H175V186H177V185H175L176 183L174 182V180H175V179H174V173L171 174V175H172V176H171L170 173L168 172L170 166L176 163V162H174V161H173L174 163H172L170 160H171V159L174 160L172 155H174V154L177 153V152H171V153H174V154L171 155V153L168 152L170 147H168V150H167V146H166V145H169V144L171 143V144L169 145V146H171L172 143H173L172 140L175 141L174 138H175V139H178V137L181 138V139H180V138H179V139L181 140L180 142H182L183 136H185V135H186L187 140L190 141V143H192L193 140H194L196 137H197V138H198V137H199V138H202V137H201V136H198V135L195 133V130H194V132H192V131H191V132H192V133H195L197 136H193L194 134L192 135V133H191V134H187V132H188V131L190 132V130H178V129H177V132H176L177 134L175 135V137H172V138H171V134H170L169 132H170L172 129L169 127V128L171 129V130H170V129L168 128V126H171V127L173 128V125H172V124H168V125H166ZM90 125H91V124H89V126H87V127H88V130H89V127H92V126L96 128L95 124H92V126H90ZM151 125H155V124H151ZM157 125H156V127H157ZM1 126H0V127H1ZM101 126H102V127H101ZM101 126L99 127L100 129H99L98 127H97V129H95L96 132H98V131L100 130V131H102V132H101V134H102V133H104V132L108 133L109 131H111V130H109V131L106 130V129H107L106 124H105V125H101ZM136 126H138V125H135V126H133V127H136ZM178 126H179V124H176V127H177V128H179ZM81 127H82V126H81ZM93 127H92V128H93ZM139 127H140V126H139ZM151 127H152V128H155V129H153V131L155 130L153 133H155V132L158 131L157 134L160 135V138H157L159 135L156 137L157 134H155V136L153 135ZM182 127H183V126H182ZM186 127H187V126H186ZM186 127H185V128H186ZM189 127H190V126H189ZM191 127L193 128V126H191ZM17 128H16V129H17ZM78 128H79V127H78ZM85 128H86V127H85ZM92 128H90V129H91V131L93 132V131H94V128H93V129H92ZM180 128H181V126H180ZM187 128H188V127H187ZM1 129H4V127H1ZM9 129H8V131H5V130H1V131L7 133V132H9V131L12 130V129H11V130H9ZM79 129H80V130H79ZM79 129H78L79 132H81L82 130H83V131H86L85 133L88 132L87 129H86V130L81 129V128H79ZM108 129H111V128H108ZM136 129H138V127H136ZM136 129L134 128V130H136ZM168 129H169V130H168ZM19 130L17 129L16 132H18ZM105 130H106V131H105ZM174 130H175V129L173 128V130L171 131V133H172V132H175ZM91 131H89V133H90ZM103 131H104V132H103ZM107 131H108V132H107ZM21 132H18V133H19V134H22ZM94 132H95V131H94ZM114 132H115V131H113L112 133H114ZM117 132H118V131H117ZM132 132H133V131H131L130 133H132ZM135 132H136V131H134V136L137 135L138 131H137V133H135ZM162 132H165V133L163 134ZM196 132L198 133V130H196ZM81 133H82V132H81ZM99 133H100V132H99ZM109 133H111V132H109ZM109 133H108V134H109ZM112 133H111V134H112ZM161 133H162L164 136H166L169 140H168L167 138L163 137V135H162ZM168 133L170 134V138H169ZM178 133H180V134H178ZM181 133H182V134H181ZM185 133H186V134H185ZM10 134H11V132H10ZM12 134L14 135V134H15V131H13ZM28 134H29V133H28ZM139 134H138V135H139ZM165 134H166V135H165ZM198 134H199V133H198ZM13 135H12L11 137H13ZM16 135H18V134H16ZM16 135H15V137H16ZM34 135H35V136H34ZM109 135H110V134H109ZM138 135H137V137H139ZM152 135H153V136H152ZM179 135H181L182 137L179 136ZM191 135H192V136H191ZM23 136H24V138H25V137L27 138V136H29V135H27V136L23 135ZM130 136L132 137L133 134H130ZM173 136H174V135H173ZM177 136H178V137H177ZM190 136H191V138H194V137H195V138L191 141ZM9 137H10V136H9ZM11 137H10V138H11ZM155 137L157 138V140H156ZM162 137H163V138H162ZM18 138H20V137L18 136ZM26 138H25V139H26ZM101 138H103V136H101ZM133 138H134V137H133ZM135 138H136V136H135ZM140 138H139V139H140ZM161 138H162L164 141L167 139V140H166V141H167L166 143H168L169 141H171V142H169V144H166V143L163 142V143L165 144L166 148H165L164 144L161 142V141H162ZM199 138H198V139H199ZM78 139H79V138H78ZM78 139H77V140H78ZM158 139H159V141H158ZM184 139H185V138H184ZM12 140H14V138H13ZM28 140H26V141H28ZM29 141H30V140H29ZM56 141H57V140H56ZM56 141H55L54 166H52V167H53V168H56V169H58V170L55 169L56 172H53L54 169L51 170V171H52V173H51V174H52V176H51V181H53V180L55 181V179H56L55 177L57 176V179H58V175H61L60 173H58V172H59V160H58V156H57V147H56V146H57V142H56ZM183 141H185V140H183ZM198 141H200V139H199ZM198 141L195 140V142H193V143L196 144ZM15 142H16V143H17V142L19 143V141H18L17 139H16ZM15 142H14V143H15ZM32 142H34V139H33V141H31V143H32ZM78 142H79V140H78ZM78 142L76 143V145H77V146L79 147V149L81 150L82 147H83V146H81L82 144H80V143H81V139H80V143H79V145H78ZM141 142H137V143H141ZM157 142H160L161 144H160V143H157ZM175 142H176V143H175ZM175 142H174L173 145H178V144H177V140H176ZM201 142H202V141H201ZM0 143H1V139H0ZM16 143H15V144H16ZM20 143H21V141H20ZM20 143L17 144V146L20 145ZM25 143H26V144H25ZM31 143H30V144H31ZM102 143L104 144L105 149H108V148H109V149H113V148H115V147L112 148V146H111V147L108 146L106 143H104V141H103ZM102 143H101V144H102ZM183 143H184V142H183ZM183 143H182V144H183ZM186 143H188V142L186 141ZM193 143H192V144H193ZM198 143H199V142H198ZM198 143H197V144H198ZM15 144L13 145V146H14L13 148H15ZM22 144H23V145H24V144L27 145L28 143L25 142V141H23ZM32 144H34V143H32ZM36 144H37V141H36ZM103 144H102V145H103ZM158 144H159V145H158ZM162 144H163V147L161 146ZM195 144H194V146H196ZM200 144H201V143H200ZM200 144H198V145H200ZM173 145H172L171 147H172L173 149L176 147V149L178 150V148H180V146H181V143H180V145H178L179 147H178V146H173ZM184 145H186V144H184ZM0 146H1V145H0ZM17 146H16V148H18V147L20 148V147H21V145L18 146V147H17ZM27 146H28V145H27ZM27 146H26V147H27ZM31 146H32V145H30V147H31ZM80 146H81V147H80ZM104 146H103V147L101 146V147H99V148H100V149H102V148L104 149ZM106 146H107L108 148H106ZM24 147H25V146H24ZM26 147H25V148H26ZM32 147H33V148H37V146H32ZM78 147H77V148H78ZM157 147H160V149L157 148ZM181 147H184V146H181ZM187 147L190 148V149H188ZM1 148H2V146H1ZM33 148H31V150H30V148H29L30 151L28 152V155L30 154V155L33 156V154H32V153H33V151H32ZM136 148H139V147H136ZM136 148H135V149H132V150H137ZM172 148H171L172 151H175V150H176V149L173 150ZM184 148L187 149V153H188L189 150H190L189 153H193V152L191 151V150H192L191 148H193V146H191V144H189L188 146H186V147H184ZM184 148H183V149H184ZM27 149H28V147H27L25 150H27ZM83 149H84V148H83ZM139 149H140V148H139ZM143 149H140V150H143ZM158 149H159V150H158ZM161 149H163V150L161 151ZM194 149H195V148H194ZM194 149H193V150H194ZM12 150H14L13 152H15V149H12ZM21 150H22V149H21ZM21 150H19V151L22 152ZM23 150H24V149H23ZM34 150H36V149H34ZM98 150H99V149H98ZM157 150H158V152H157ZM180 150H181V148H180ZM195 150H197V151L201 150V152H202V147L196 146V149H195ZM9 151L11 152V149H10ZM9 151H8V153H9ZM19 151H18V152H19ZM105 151H106V150H105ZM154 151H155V152H154ZM184 151H185V149H184ZM184 151H183V152H184ZM197 151H196V155H197V156H195V154H194V156L196 157V159H197V157H198L199 159H197V160L201 161V160H202V159H201L202 156H201V154H197ZM1 152H2V150L0 151V153H1ZM13 152H12V154H11V156L13 157V160H12V161H14V158H15L16 156H20V157H21V155H19L20 153H19V154H18V153L16 154L17 151H16L15 153H13ZM25 152H27V151H25ZM31 152H32V153H31ZM156 152H157V153H156ZM162 152H166V153L168 152V153H167V154H168V157L166 156L165 153H162ZM179 152H180V155H181V151H179ZM22 153H23V152H22ZM160 153H162L163 155L165 154V156H166V158H167L166 160H168V162L164 159V158H165L164 156L161 157V154H160ZM189 153H188V155H187L186 153H183V154H186L187 156H189ZM194 153H195V151H194ZM199 153H200V152H199ZM13 154H16V156L13 155ZM26 154H27V153H26ZM156 154H157L158 157L156 156ZM178 154H179V153H178ZM9 155H10V154H9ZM9 155H8V156H9ZM28 155H27V156H28ZM30 155H29V156H30ZM159 155H160V157H161V162H159L160 164L157 163V164H159V165H156V164L154 163V161H157V162H158V158H160ZM175 155H176V154H175ZM191 155H192V154H191ZM1 156H2V154L0 155V159L3 157V156H2V157H1ZM14 156H15V157H14ZM23 156H25V155H23ZM27 156H26V157H27ZM32 156H30V158H29L30 160H31V157H32ZM145 156H146V155H145ZM155 156H156V157H155ZM170 156H171L172 158H171ZM192 156H193V155H192ZM192 156H191V157H192ZM194 156H193L192 158H194ZM200 156H201V158H200ZM34 157H35V156H33V158H34ZM154 157H155V158H154ZM175 157H176V156H174V158H175ZM177 157H178V156H177ZM177 157H176V159H177ZM179 157H180V156H179ZM179 157H178V158H179ZM143 158H144V159H143ZM156 158H157V159H156ZM162 158H163V159H162ZM169 158H171V159H169ZM184 158H185V157H184ZM187 158H188V157H187ZM187 158H186V159H187ZM228 158L230 159L229 156H228ZM3 159L7 160V159H11V158H9V157H8V158H2V159H1V162H2V163L0 162V164H5V163H3V162H5ZM24 159H25V158H24ZM29 159H28V160H29ZM44 159H45V158H44ZM145 159H146L147 161H146ZM154 159H156V160H154ZM179 159L181 160V157H180ZM16 160H17V159H16ZM16 160H15V161H16ZM28 160H27V161H28ZM45 160H46V159H45ZM51 160H52V158H51ZM163 160H165L166 162L164 161L165 163H162ZM232 160H233V159H231V161H232ZM7 161H8V162H7ZM7 161H6V162L9 163V160H7ZM10 161H11V160H10ZM15 161H14V162H15ZM32 161H33V159H32ZM32 161H30V162L33 163ZM55 161H56V162H55ZM143 161H144V162H143ZM159 161H160V160H159ZM175 161H176V160H175ZM181 161H182V160H181ZM184 161H186V160L184 159L182 162H184ZM194 161H195V160H194ZM202 161H203V160H202ZM14 162H13V164L11 163L12 166H10V164H8L9 166L6 164L7 166H5V167H3V168L1 167V168H0V171L2 170V171L5 172L4 174H7V173H6L7 170H8V171L12 170V172H13V174H14V173H15V170H18V169L21 170L22 167L26 166V164L29 163V161H28V163H23V162H26V159L23 160V158H21L20 161H19V160L17 161V164H18V162H19V163L22 162V163H20V164H18V165H14V164L16 163V162H15V163H14ZM178 162H179V161L177 160V163H178ZM182 162H181V163H182ZM192 162H193V160H192ZM196 162H197V161H196ZM232 162H233V161H232ZM31 163H30V165H31ZM144 163L147 164V166H148V170L145 169V168H146V164H144ZM166 163H168L170 166L167 165ZM170 163H171V164H170ZM181 163H180V164H181ZM200 163H201V162H200ZM203 163H205V162H203ZM21 164H22L23 166H22ZM35 164H36V163L34 162V164H33L32 166L36 167ZM45 164H46V162H44V165H45ZM154 164H155V166H153ZM162 164H163V165L166 164L167 166H169V167L167 168L166 165H165V168L167 169V172H166V169L163 168L164 166H163ZM178 164H179V163H178ZM197 164H198V162H197ZM44 165H42L41 168H43ZM149 165H150V167H149ZM194 165L196 166V163H194ZM203 165H204V164H203ZM211 165H212V164H211ZM228 165H229V162H228V164H227V167H228ZM231 165H232V164L230 163L229 166L231 167ZM13 166H15V167L13 168ZM156 166H157V167H156ZM160 166H161V168L158 169V167H160ZM195 166H194V167H195ZM197 166H198V165H197ZM212 166H213V165H212ZM212 166H211V167H212ZM232 166H233V165H232ZM28 167H29V166H28ZM57 167H58V168H57ZM201 167H202V169H203V170L201 169L202 172H203V171H204V167L202 166V164H201ZM201 167H200V168H201ZM211 167H210V168H211ZM263 167H264V165H263ZM9 168H11V169H9ZM29 168H30V167H29ZM79 168H80V162H78V159H77V167H76V169H79ZM152 168H155V170H153ZM196 168H197V167H196ZM213 168H214V167H213ZM231 168H232V167H231ZM231 168H228V171L232 170ZM6 169H7V170H6ZM14 169H15V170H14ZM26 169H27V167L25 168V170H26ZM35 169H37V168H35ZM51 169H52V168H51ZM139 169H140V168H139ZM157 169H158V170H157ZM20 170H19V173L21 172ZM33 170H34V168L32 169V171H30V170L28 169V170L25 171V172L30 171L29 173H33V172H34ZM42 170H44V172H45V171H46V172H45V175L42 176V177H44L45 179L43 180V178H42L43 181H42V184H41V185H42V190H43L42 192H43V194L40 193V195H42V196L40 197V198L42 199L41 204H38V202L36 201V200H37L36 198H38V197L40 196V195H39L38 197H36L39 193L35 195L34 192H32V191L30 192L31 194L33 193V195H31V197H32V196L36 197V198L32 197L33 199L30 198V199H32V200L35 199V202H34V201H32V202L35 203L36 205H35V204H33V205L31 204V205H32V207L35 206L33 209H34V210L37 209L36 211H33L32 208H30V210H29V207H28V206H30L29 204L32 203V202H31L30 199H28L29 197H28V198H25L27 195L25 196V193H24V192H19V191H22V190H21L22 188H21L20 190H16V191H18V193L23 197V199H22V197L18 198L19 196H17V199H15V198H14V199H15L16 201L19 200V199H20V201L23 200V202H26V201H27V202H29V204H28V203H27V204L25 203L26 206H27V208H28V209H26L25 204H23L24 207H22L23 205H21V204H20L21 202H19L20 206L17 204L18 207H20L19 209L17 208L18 211H17L16 207H12V206H15V205H11V201H9L11 198L9 199V196H6V197H5V196L3 195L4 193H5V195H7L6 193H8V195H11V193L14 192V191H12L11 193L7 192V189L9 188L7 185L5 186V187H7V189L4 190L5 192H4L3 194H2V192H3L2 189L0 190L1 195H3L5 198L9 199V200H6V202L9 201V202H10V203H9V204H10V207L12 208L11 210H8V209H10V207L6 206V205H8V202H7V204L5 203V204H4V207H3V204H1V202H3V201H0V205H2V206H0V213L2 212V214H3V212H7V216H6V215H1V214H0V216H3L2 218H4V217H8V216H9V217L5 220V222H7V221H8V222H7L6 224L3 223V225H6V226H3V227H7V228H8L7 230L10 229L8 232L13 234V235H12V234H9V233L7 232V234H9V235H8V236L4 235L3 232L5 231V234H6V231H7V230H4V229L2 228V226L0 227L1 230L3 231V232L0 233V234H1L2 236L4 235V236L6 237V238L4 237L5 240L8 238L6 241H4V238L0 235V239L3 238V239H2L3 242H4L3 244H6L7 242H9V244H8V243L6 244V245H9V247L7 248L6 245H5V246H3V244L1 245V242H2V241H0V245H1L3 248H7V249H20V248H18V247H21V245H23V244H21V242H19L18 240L23 239L22 237H24V239H23L24 241L29 242V243H28V247H26V246H27V244H26V246H25L26 248H29V247L31 248V247H32L33 245H35V244H36V245L38 244V247H40L41 244H42L41 241H44L45 239H47V238L50 236L49 234H51V233L53 234L52 227H51V223H50V218H52V214L50 213V208H51V207H48V205H49V204H48V196H47V194H48V193H47L48 189H46V187H44V185H43L47 180H48V182H49L50 180L47 178V174H46V173H47V168L45 167V169H42ZM159 170H161V172L163 171L164 173L161 174L160 172H158ZM197 170H198V169H197ZM199 170H200V169H199ZM211 170H212V168H211ZM155 171H157V172H155ZM170 171L172 172L171 168H170ZM212 171L215 172V170H212ZM212 171H211V173H209L210 170H209V172H208L209 175L211 174V177L214 176V174H215V173L213 172V175H212ZM22 172H24V170H23ZM151 172H152V173H151ZM153 172H154V173H153ZM230 172H233V171H230ZM263 172H264V168H262V172H261L262 175H263V178H264V174H263ZM35 173H36V175H37V174H39L40 172H38V171L36 172V171H35ZM35 173H33V175H34V179H33V180H34V181L36 180ZM42 173H43V171H42ZM55 173H56V174H55ZM76 173H78V172H76ZM196 173H197V172H196ZM200 173H201V171H200ZM203 173H204V172H203ZM13 174L9 173V174L5 175L4 177H2L1 179H3V178L7 179V176L10 177V176H13ZM16 174L18 175V172H17V171H16ZM27 174H28V173H27ZM53 174H54V175H53ZM156 174L159 175L157 178H156V176H157ZM168 174H169L174 180L171 179V178L169 179L168 177H170V176H168ZM198 174H199V173H198ZM198 174H197V175H198ZM2 175H3V172H2V174H0V177H1ZM19 175H20V176H17V177H18V178H17V181H18L19 177H21L22 173L19 174ZM24 175H25V173L23 174V178H22V180L26 177V175H25V177H24ZM28 175H29V176H28L29 179L31 180L30 177H33V175H32V174H31V176H30V174H28ZM55 175H56V176H55ZM165 175H166L167 177H166ZM200 175H201V174H200ZM204 175H205V173H204ZM204 175H203V176H204ZM206 175H207V174H206ZM45 176H46V177H45ZM54 176H55V177H54ZM142 176H144V177L142 178ZM207 176H208V175H207ZM231 176H233V174H232V175L227 174L226 177L229 179ZM148 177H149L151 180H150V179H147ZM154 177H155V178H154ZM164 177H165V178H168L169 180H172V183H173L172 186H174L175 188L172 187V186H171L172 183L170 184L169 181H168V179H165ZM197 177H198V176H197ZM204 177H205V176H204ZM214 177H215V176H214ZM10 178H11V177H10ZM26 178H27V177H26ZM159 178H160V179H159ZM201 178H202V176H201ZM201 178H199V180H200ZM207 178L209 179V177H207ZM1 179H0V180H1ZM5 179H4V180H5ZM13 179H15V177H14ZM29 179L27 178V179H24L23 181L28 180V182L26 181V183L29 184V183H30V182H29V181H30ZM46 179H47V180H46ZM57 179H56V180H57ZM164 179H165L166 181H165ZM197 179H198V178H197ZM202 179L204 180V178H202ZM231 179H232V178H231ZM231 179L229 180L230 182H231ZM19 180H21V179H19ZM33 180H32V182H33ZM162 180H163V181H162ZM199 180H196V181L199 182ZM203 180H202V183H203V186H204L205 184H204ZM210 180H211V179H210ZM23 181H22V182H21V181H18V182H20V186H21V184H23L22 186H24V187H25V186H27V187H28V186H31V189H32L34 186H36L37 184H38V186H36V187L39 188V187L41 186V185H40L41 182H40V183H38V182H37V183H36V182H33V183H34V186H32L31 184H30V185H24ZM51 181H50V183H52V184L48 185V184L45 183V185L48 186V187H51V185H52L51 188H52V190H54V200H55V202H56L57 199H58V197L55 199V197H56V193H57V196H58V194L61 192V186H60V188H57V187H59V184H56V181H55V182H54V181L51 182ZM204 181H205L206 183H209V182H207V180H204ZM208 181H209V180H208ZM226 181H227V180H226ZM2 182H3V181H2ZM14 182H15V181H14ZM48 182H47V183H48ZM198 182H197V183H198ZM211 182H212V180H211ZM211 182H210V184H211ZM4 183H5V182H4ZM8 183L11 185L13 182L11 183V181L8 180ZM15 183H16V182H15ZM15 183H14V184H15ZM26 183H25V184H26ZM57 183H58V182H57ZM194 183H196V182H194ZM213 183H215V185H216L217 181H215V182H213ZM221 183H222V182H220L219 185H220ZM226 183H227V182H226ZM1 184H3V183L0 182V186H1ZM6 184H7V182H6ZM18 184H19V183H18ZM35 184H36V185H35ZM198 184H199V183H198ZM200 184H201V181H200ZM200 184H199L198 186H200ZM210 184H208V185L206 184V185L209 187ZM230 184H231V183H230ZM16 185H17V184H16ZM56 185H57V187H56ZM76 185H77V186H76ZM144 185H146V186H144ZM164 185H167L168 187H170V188H167V189H170V191L167 190L166 188L164 189ZM201 185H202V184H201ZM211 185H213V186H211ZM211 185H210L211 189L208 190L209 193H208V192H203V191H201V190L197 187V185H194L195 187H197V189H194V188H193V191L195 190V191H194L195 193H197V192L199 191V193H201V194H195V193L193 192V194H192V196H191V199H190V200L188 199L190 202H189V201H186V203H189V204H187L188 206H187V205H184L185 202H184V203L181 202V203L185 206V208H186V207L188 208V209L186 210V209H184V206H183V209H182V207H181V209L184 210V212L189 210V212H186L188 215H186V213H185L186 216H189V218H190V217H192V216L194 215V211H193V206H194V205H193V200H194L195 198H196V199H197V198L202 199V198H205V197H207V198H209V199L211 198L212 201L209 200V202H208V199L206 198V199H207V203L209 204V203L211 202V203H214V204L217 205V203H218V201H217V200H218V199H217L218 193L216 194L215 191L218 190V187H217V185H216L215 188H214L213 190H215L216 188H217V189L213 192V191H212V187H214V184H211ZM221 185H223V184H221ZM228 185H229V182H228ZM232 185H233V181H232ZM53 186H54V187H53ZM150 186H151V187H150ZM152 186H153V187H152ZM154 186H155V187H154ZM167 186H166V187H167ZM223 186H224V185H223ZM1 187H2V186H1ZM1 187H0V188H1ZM5 187H4V188H5ZM10 187H11V186H10ZM36 187H34V188H36ZM43 187H44V189H43ZM74 187H75V188H74ZM74 187H73V190H74L75 201H76L77 204H78V202H80L79 200H80V196H81V191H80V190H81V180H80V177H79V176H76V178H75V184H74ZM201 187H202V186H201ZM201 187H200V188H201ZM219 187H220V186H219ZM221 187H222V186H221ZM221 187H220L219 189H220V191H221V193H222L223 190H221V189L224 188V187H222V188H221ZM225 187H226V189H227V186H225ZM228 187H229V186H228ZM2 188H3V187H2ZM12 188H13V187H12ZM12 188H11V189H12ZM17 188H18V187H17ZM19 188H20V187H19ZM19 188H18V189H19ZM38 188H37V190H38ZM40 188H41V187H40ZM56 188H57V190H56ZM153 188H154V189H153ZM155 188H156V190H155ZM159 188H160V189H159ZM205 188H206V187H205ZM78 189H79V190H78ZM172 189H173V190H172ZM175 189H176V190H175ZM201 189H203V187H202ZM230 189H231V187H230ZM230 189L228 188V190H230ZM232 189H233V188H232ZM8 190L10 191V189H8ZM26 190H27V188H26ZM32 190H33V189H32ZM34 190H35V189H34ZM39 190H41V189H39ZM44 190H45V191H44ZM46 190H47V191H46ZM58 190H59V191H58ZM76 190H77V191H76ZM152 190H151V191H152ZM154 190L156 191V193H154V192H155ZM160 190H161L162 192H164V194L161 193V194L158 196V195H157V191L160 193ZM166 190H167V191H166ZM171 190H172V191H171ZM1 191H2V192H1ZM23 191H24V190H23ZM28 191H29V189H28ZM35 191H36V190H35ZM55 191H56V193H55ZM57 191H58V192H57ZM127 191H128V190H127ZM204 191H206V190H204ZM37 192H39V191H37ZM167 192H168V193H167ZM184 192H185V191H184ZM217 192H218V191H217ZM225 192H226V191H225ZM227 192H228V191H227ZM230 192H233V190H230ZM18 193H16V195H17ZM23 193H24V194H23ZM140 193H142L143 195H142V194L140 195ZM144 193H145V192H144ZM159 193H158V194H159ZM203 193H205V194L203 195ZM19 194H18V195H19ZM26 194H27V193H26ZM154 194H156L157 197H156V195H154ZM165 194H167V197H168V198H166V195H165ZM174 194H175V193H174ZM212 194H213V195H212ZM1 195H0V197H1ZM12 195H13V194H12ZM16 195H15V196H16ZM28 195H30L29 192H28ZM134 195H136V196H134ZM153 195H154L153 198H154L155 201L153 200V198H152V199L150 198V196H153ZM161 195H162V197H163V195H165L166 200H165V198H162ZM172 195H173V194H172ZM229 195H230V196H229ZM232 195H233V194H232ZM252 195H253V194H252ZM3 196H2V198H3ZM138 196H139V197H138ZM182 196H183V197H182ZM220 196H221V195H220ZM253 196H254V195H253ZM134 197H136V198H134ZM232 197H233V196H231V193H230V194H229V193L224 194L223 202H224V203L227 202L225 205H227V208H229V209L227 210V209L224 207V208H225L224 210L229 211V212H230L229 216L231 217V215H232V219H233V214H231V213H233V199H232ZM2 198H0V199H2ZM12 198H13V197H12ZM40 198H38V199H40ZM43 198H44V199H43ZM115 198H116V197H115ZM115 198H114V200H115ZM129 198H130V200H128ZM137 198H138V199H137ZM156 198H157V199H156ZM158 198H159V199H158ZM175 198H176V197H175ZM192 198H193V199H192ZM14 199H13L12 203H13V204H16L17 202H16ZM24 199H25V201H24ZM126 199H127V200H126ZM147 199H149V201H148ZM167 199H168V201H167ZM206 199H205V201H206ZM225 199H226V200H225ZM231 199H232V200H231ZM4 200H5V199H4ZM28 200H30V201H28ZM116 200H115V201H116ZM150 200H153L154 202H153V201L150 202ZM160 200H161V201H160ZM162 200H163V201H162ZM164 200H165V201H164ZM171 200H172L173 202L170 203ZM176 200H177V198H176ZM258 200H259V202H261L259 198H257L256 196H254V197H253V200L249 201V202H251V203H249V207L251 206V210H254V211L251 212L252 215H255V214L258 215V213H257L258 211H261V212L263 211L262 214L259 212V214H261V216L263 217V218H262V217L259 216L262 220L259 219L258 217H255V216H257V215L253 216V218H252V216H250V211H251V210H250V209H249L250 211L248 210V206L242 208V209L245 210L244 213H246V214L244 215L245 217L243 216L242 218H243V219L245 218V220H247V223H248V224L251 223V222H253V221H255V218H258V219H259V222L261 221L260 223H264V207H263V210H261V208H260V210L258 209V207H260V204H261V203L258 202ZM38 201H39V200H38ZM126 201H127V203H126ZM140 201H141V202H140ZM147 201H148V202H147ZM221 201H222V198H221V200H220V204H222ZM228 201H230V204L228 203ZM118 202H117V203H118ZM138 202H139V203H138ZM168 202H169L170 204H169ZM194 202H195V201H194ZM197 202H198V201H197ZM231 202H232V203H231ZM3 203H4V202H3ZM136 203H137V204H136ZM149 203H150V204H149ZM152 203H154V204H152ZM157 203H158V204H157ZM160 203H161V204H160ZM181 203H180V205H181ZM186 203H185V204H186ZM199 203H200V204H198V203L196 204V202L194 203V204L197 206V207L194 206V210H196L197 212L203 213V211H206V210H207V208L205 207L204 204H203V205H204V207L206 208V209L204 208L205 210H204V209H203V210L198 209V210H199V211H198L196 208H201V207L203 206V205H201V204H202V203H205V202H203V199H202V201L199 200ZM262 203H263V202H262ZM55 204L57 205V202H56ZM134 204H136V205H135L136 207L134 206ZM138 204H139V205H138ZM140 204H142V205H140ZM144 204H145V205H144ZM146 204H147V206H148V204H149L148 207H149L150 209H149L148 207L146 208ZM155 204H156V205H155ZM164 204H165V205H164ZM205 204H206V203H205ZM220 204H218V205L221 207ZM56 205H55V207H57ZM129 205H130V206H129ZM153 205H155V206L152 207ZM159 205H162V206H160V208L162 207L161 209H162V210H165L168 214H166V212H165V214H163L164 212H162V214H163L164 216L162 215V216L160 217V219L157 218V219L154 220L155 222H152V220H151L150 217L148 216V215H149L148 213H149V212H151V213L156 212V213H154V214H158L159 211H160V210H159V209H160V208H159ZM180 205H179V207H180ZM192 205H193V206H192ZM198 205H200V206H198ZM225 205H224V206H225ZM258 205H259V206H258ZM140 206H141V207H140ZM143 206H144V207H143ZM150 206H151V207H150ZM164 206H165V208L167 207L168 209L166 210V209L164 208ZM219 206H215V207L218 209ZM228 206H230V207H228ZM253 206H254V207H253ZM261 206H264V205L262 204ZM114 207H115V205H114ZM126 207H127V209H130V208H131V209H130V210H127ZM133 207H134V208H133ZM138 207H139V208H138ZM142 207L145 208L146 211H142V210H144ZM222 207H223V205H222ZM222 207H221V208H222ZM1 208H2L3 210H2ZM23 208L25 209V212H23V211H24ZM35 208H36V209H35ZM38 208H40L41 210H39ZM73 208H74V207H68V208H67L68 211H67L66 218H67L68 220H70V221H69V224H70V225L68 226V232H67V239H68V241L70 242V239H72V237L74 236V237H73L74 239H72V241H76V244L73 242L75 247H73V246L71 245V247H72L71 249L74 250V249H76V245H77V243L80 242V241L77 242V240H78V239L81 240L80 237H78V239L76 238V237L79 235V232H80V231H79V232L77 233V231H78L77 229L80 230V227H78V225L80 226V224L82 223V222H81V218H83V215L85 216V213H87V208H88V207H80V204H78V205L76 206L77 210L80 208L78 211L75 210L76 208H75V209H73ZM135 208H136L137 210H139V211H137ZM140 208H141V209H140ZM176 208L179 210V211H177V214H178V215L181 214V216H183V215H184V214H183V211H180L181 209L178 208V207H176ZM216 208H214V210L217 212V213H215V214H219L218 212H220V211H219L220 208H219V210H217ZM239 208H240V207H239ZM15 209H16V210H15ZM31 209H32V210H31ZM133 209L136 210L137 213H139V214L136 215L137 213H135V211L133 212ZM177 209H175V210H177ZM209 209H212V208H211V207H210V208L208 207V210H209ZM256 209H257V212L255 211ZM20 210H21V212H22L23 214L20 212ZM26 210H27V211H26ZM28 210H29V211H28ZM80 210H81V211H80ZM83 210H84V211H83ZM116 210H117V212H115ZM122 210H123V215H122ZM125 210H127L129 213H130L131 210H132L133 213H132V212L130 213V217H129V218H128L129 215L126 216L127 211H125ZM148 210H149V211H148ZM175 210H174L173 213H176ZM208 210H207V211H208ZM224 210H223V211H224ZM30 211H31V212H30ZM38 211L40 212V214H39ZM124 211H125V212H124ZM196 211H195V212H196ZM201 211H202V212H201ZM210 211H211V210H210ZM223 211L221 210V212H223ZM226 211H225V212H226ZM240 211H241V208H240ZM246 211H249V213H247ZM11 212H13V213L15 212V213H14L15 216H12V217H11V215H13V213H11ZM29 212H30L31 214H30ZM33 212H34V215L37 214V212H38V214H39V215H35V216H37L36 218H38V219L36 220V222H35V220L33 221V219H32V216L35 217V216L33 215ZM41 212H42V213H41ZM140 212H141V213H140ZM144 212H146L147 214L145 215ZM191 212H192L193 214H191ZM197 212H196V213H197ZM208 212H209V211H208ZM212 212H214V211H211V213H212ZM221 212H220V214H221ZM241 212H242V211H241ZM26 213L28 214V216H27ZM72 213H73V216H77V214H79V215H80V214H81V215L83 214V215H82V216L80 215L81 217H79V215H78V217H79V218H78V217H73V216H71ZM99 213H100V212H99ZM99 213H94L93 217L91 216L92 218H91V221H90V222H91V223L95 222V225H94V223H93V225H94L93 227H95V229H96V231H93V232H92V236H91V237H93V238H91L92 240L95 238L94 235L96 236L97 233H98V235H99V232L102 233V235L105 236V238H106V235H105V233L103 234V232L106 231L105 228H104V226H106V223H107V222L102 221V220H103V219H102V216H101V214H99ZM107 213H108V214H107ZM129 213H128V214H129ZM173 213H172V215L174 216ZM196 213H195V215L197 216L198 214H196ZM205 213H206V212H205ZM226 213H228V212H226ZM253 213H255V214H253ZM5 214H6V213H5ZM25 214H26V216H27V219H29V217H30V219H31V220L29 219L30 221L27 220V219H25L26 216H25V218H23ZM106 214L108 215V217H107ZM133 214H134V215H133ZM208 214H210V212H209ZM215 214H213V215H215ZM16 215H17V216H16ZM21 215H23V217H22V218H19ZM30 215H31V216H30ZM41 215H42L43 217H42ZM68 215H70V216H68ZM99 215L101 216L100 219H99ZM135 215H136V216H135ZM139 215H140V217H139ZM213 215H212V217H210L211 214H210V216H209V217H210L209 219H211V220H206V219H208V217L204 215V216L206 217L205 220L207 221V222H206L207 224L205 223V220H204V222H203V220H202L200 217H198V216H197V217L194 216V217H196V218L193 217V219H195L196 221H197V219H198V221H197V228H198V233H199L198 236H199V237H200V236H203L202 234H203L204 232H207V231L209 230V228H208V230L206 229L207 231H206V230L204 231L203 228H202V226H201V224H200L199 222L203 223L204 226H205V224L208 225V226H210V230H211V228L214 229L213 227L216 226V222H217V220H215V219H217V215L214 216V217H213ZM225 215H226V214H225ZM242 215H243V214H242ZM113 216H114V215H113ZM146 216H147V217H146ZM201 216H202V214H201ZM221 216H222V214H221ZM14 217L18 220V221H17V220L15 219L17 222L14 220ZM68 217H70V219H69ZM105 217H107L108 219L105 218ZM121 217H122V218H121ZM126 217H127V218H126ZM134 217H133V219H132L133 221L131 220V221H132V224H131V223H130V224H131V226H134L135 229H133V227H130V224L128 225L130 228H129L128 226H127L128 228L125 226V230L128 231V234H129V235H128V234H127V235L129 236V238H128V236L126 235V233H125V235H123L122 237H119V236H118V237L121 238V240H127V238L131 240L132 237L130 238V234H131V232H132V233H134V234H131V235L133 236V238H134L135 240H136V239H137V240H140L141 238H142V239H145V240L149 239L148 236L150 235V233H147V232H146V233H145L146 235H145V234L143 233V230H142V229L145 228L144 225H146V224H144V225L141 224V223H139V224H141V225L137 224L138 221H137ZM138 217H139V218H138ZM145 217H146V218H145ZM174 217H177V215L174 216ZM225 217H227V216H225ZM254 217H255V218H254ZM2 218H1V219H2ZM10 218H11V219H10ZM36 218H34V219H36ZM43 218H44V220H43ZM72 218H73V220H74L73 222H72ZM74 218H75V219H74ZM93 218H94V219H93ZM116 218H119V220L123 221L124 225L120 224L119 221H118V219H116ZM143 218H144V220H143ZM147 218H148V219H147ZM169 218H170V219H171V218L173 219V217H171V216H170ZM179 218H180V216H179ZM179 218H177V219H175V220L173 219V220H172L173 223H172V221H171L170 219H168V220H170V221H171V224H173V225H174V224H177V225H183L184 222H185V225H186V224L188 223L187 221H183V222L180 221V222H178L177 220H182L181 218H180V219H179ZM183 218H184V220H185V217H184V216H183ZM199 218H200V220H199ZM214 218H215V219H214ZM251 218H252V219H251ZM4 219H5V218H4ZM9 219H10V220H9ZM22 219H25V220H22ZM96 219H97V220H96ZM101 219H102V220H101ZM122 219H124V220H122ZM134 219L137 221V222L135 221L136 225L134 224ZM145 219H146V220H145ZM149 219H150V220H149ZM165 219H166V218H165ZM165 219H164V220H165ZM203 219H204V218H203ZM224 219H225V218H224ZM227 219H228V218H227ZM11 220H13V221H12V224L9 223V222H11ZM38 220H39V221H38ZM79 220H80V221H79ZM92 220H94V221L92 222ZM129 220H127V221H129ZM156 220H158L159 223H158ZM187 220H188V219H187ZM195 220H192V221H194V222L196 223ZM3 221H4V220H3ZM3 221H2V222H3ZM14 221H15V222H14ZM28 221H29V222H28ZM77 221H79L78 223H80V224H78ZM96 221H98L99 224H98ZM127 221H126V222H127ZM143 221H144V222H143ZM170 221H168V222H170ZM188 221H191V220H188ZM192 221H191V222H192ZM230 221H231V220H230ZM240 221L244 222V225L247 224L246 221H243V220H240ZM240 221H239L238 223H241ZM256 221H257V220H256ZM256 221L253 222V223H256ZM0 222H1V220H0ZM19 222H20V225H19ZM38 222H39V223H40V222H42V223L45 222V224H46L47 226H43V224H39ZM74 222H76V226H77L78 228H76V227L73 226V225H75ZM109 222H108V223H109ZM129 222H130V221H129ZM259 222H258V223H259ZM15 223H17V225H16ZM37 223H38V224H37ZM73 223H74V224H73ZM96 223H97V224H96ZM108 223H107V225H108ZM111 223H109V224H111ZM150 223H151V224H150ZM209 223H210V225H209ZM228 223H229L228 228L231 229L232 226H230V222H229V221H228ZM7 224H9V225H8L9 227H10V226H12V227L9 228V227L7 226ZM26 224H27V225L30 224L29 226H31V224H32V227H27ZM33 224H34L35 226H37V230H35L36 227H34ZM45 224H44V225H45ZM104 224H105V225H104ZM112 224H111V225H112ZM118 224H117V225H118ZM127 224H128V222L126 223V225H127ZM160 224H161V223H160ZM162 224H163V222H162ZM166 224H167V222L164 221V224H163V225H166ZM171 224H169V226H171ZM192 224H193V222H192ZM225 224H226V223H225ZM21 225H22V226H26V227H24L23 229H21V230H22L21 232H23V230H24V233H26L25 231H29V232H30V230H31V233H30V234H29V233H26V234L22 233V237H21V238H19V237H18L19 235H17V239H18V240H17V239L15 238V237H16V233L19 234V232H20V230H19L20 227H19V226H21ZM40 225H41V226H40ZM96 225H97V226H96ZM113 225H112V226H113ZM138 225H139V226H138ZM147 225H146V226H147ZM187 225H188V224H187ZM226 225H227V224H226ZM232 225H233V224H232ZM239 225H241V224H239ZM242 225H243V223H242ZM14 226H17V227L15 228ZM42 226H43V227H42ZM71 226H72V227H71ZM100 226H101V227H100ZM121 226H123V227L121 228ZM142 226H143V227H142ZM204 226H203V227H204ZM13 227L15 228V230H14ZM46 227H47V228H46ZM70 227H71L72 229H71ZM73 227H74V228H73ZM96 227H97V228H96ZM107 227H110V228H108V230H109V229H113V228H111L110 225L107 226ZM136 227H137V229H136ZM226 227H227V226H226ZM240 227H241V226H240ZM240 227H239V230L242 229L241 231H239L240 233H241V232H244V233L247 232V231H246L247 229L245 230L244 227H243V228L241 227V229H240ZM11 228H13V230H12L13 232H10V231H11ZM21 228H22V227H21ZM27 228H28V230H27ZM34 228H35V229H34ZM38 228L41 229V230H39ZM42 228H43V230H42ZM126 228H127V229H126ZM138 228H139V229H138ZM141 228H142V229H141ZM194 228H195V229H194L195 232L197 233V231H196V230H197L196 225H194ZM228 228H227V229H228ZM16 229H17V230H16ZM25 229H26V230H25ZM33 229H34V230H33ZM44 229H45L47 232H46ZM48 229H49V230H48ZM74 229L77 230V231H75ZM95 229H94V230H95ZM204 229H205V228H204ZM215 229H216V227H215ZM215 229H214V232H215ZM232 229H233V228H232ZM1 230H0V232H1ZM72 230H73V232L75 231V233L78 234V235L75 236L74 233L71 232ZM97 230H98V231H97ZM99 230H100V231H99ZM129 230H130V233H129ZM135 230H136V231H139V230H140L139 232H141V231H142V232H141V233H138V232H135ZM183 230H184V229H182L181 231H183ZM127 231H126V232H127ZM163 231H169V232H167V233H170V232H171V228H170V229H169V228H165ZM228 231H229V230H228ZM228 231H227V232H228ZM231 231H232V230H231ZM231 231H230V232H231ZM14 232H15V234H14ZM21 232H20V233H21ZM39 232H40V233H39ZM43 232H45V233H43ZM48 232H49V233H48ZM108 232H109V231H108ZM214 232H212V234H211V232L208 231L207 234H208V235L211 234V235L213 236V235L216 234V233L213 234ZM232 232H233V231H232ZM232 232H231V233H232ZM47 233H48V234H47ZM72 233H73V235H71ZM137 233L139 234V236H138ZM23 234H24V235H23ZM31 234H32V235H31ZM40 234H43V235L40 236ZM135 234H137V236H136ZM140 234H141V235H140ZM143 234H144V235H143ZM207 234H205V235H207ZM26 235H27V236H26ZM33 235H35V236H37V237L35 238ZM70 235H71V236H70ZM100 235H101V234H100ZM117 235H118V234H117ZM142 235H143V236H142ZM169 235H170V234H169ZM169 235H168V237H169ZM20 236H21V235H20ZM29 236H30V237H29ZM141 236H142V237H141ZM171 236H172V238H173V236H174V239H179V238L181 237V236H178V237H177V236H175V235H171ZM198 236L196 235V236H194V237H198ZM1 237H2V238H1ZM26 237H27V238H26ZM31 237H34V240H32ZM135 237H136V238H135ZM137 237H138V238H137ZM139 237H141V238H139ZM143 237H145V238H143ZM194 237H193V238H194ZM199 237H198L199 240H198V239H195V241H196V243L194 242V243H195V244H194L195 246H194L193 244L191 245V247H193V248L191 249L192 251L189 250V248H191V247H189V248L187 247V248H188V250H187V249H186V246H185V245H182V244H181V245H182L183 247L185 246V248H184L183 250H181V247H180V246L177 247L178 249L173 251V252H175L174 254H173L171 251H172L173 249H176V248H175V247H172L173 245L171 246V245H170L171 243H169V247L171 246V247H172V248H171L172 250L170 251V249H169L168 246H167V248L169 249L170 254L172 253L173 255H175V257H177L176 260L178 259V261H179L178 263H179V264H180V262H181L180 260H181V258H182L183 256L179 258V255H178V253H177L178 250H179V251H178L179 253H181V252L183 251V253H184V257H186V256L188 257V258H187V257H186V258H184V257L182 258L184 262H186V261L188 260L189 262L191 261L190 263L187 262L188 264H194V263H195L194 261H196V260H195L196 257L199 256L200 260H199L197 263H198V264H202V259H201V258H203V261H204V259H205V253H204V252L201 253V252L203 251L202 247H201V246H198V245L196 246V244H198L199 242L202 243L203 240H204V238H205V240H207L208 238L206 239L207 236H206V237L203 236L204 238H203V240H201L202 237H201V238H199ZM214 237L217 238L216 235H215ZM239 237H240V236H239ZM241 237H242V236H241ZM241 237H240V238H241ZM37 238L40 240L39 242H38V239H37ZM43 238H45V239L43 240ZM75 238H76L77 240H76ZM96 238H97V239H96ZM96 238H95V240H93V241L96 243L95 245H94V242L91 241L92 247L90 246V248H91L92 250L90 249V251L93 252V250L95 249L94 252H96V250H97V251L99 252V254H101V255L97 256V255H98L97 252H96V253H92V254H94V255H93V256H89V261L87 260V261L90 262V263H87V261L84 262L83 259H82L83 262L80 261V258H82V257L80 256V255H81V254H80V251H79V252L77 251V250H80V247H81V246H80L81 243H79L80 245H79V244L77 245V246H78L77 248H79V249H76V253H75V250H74V252H73L72 250L69 251V257H68V262H69V264H75V262H77V263L82 262V264H85V263H86V264H94V263H93L94 261H96V263H99V260H100V263H99V264H101L102 262H103L102 264H109V263H110L109 261H113V260H114L113 262H115V261L117 260V262H119V264H123L122 261H124V262L131 261V258H132L131 256H132V255L134 256L135 254L138 255V258H137L136 261L139 262L138 264H141L140 261L143 260L142 257L144 256L143 258H146V257L148 256V252L151 251V248H155V247H157L158 250H157V248L154 249V250L152 249V250H153L154 252H155V251H156V252L158 251L157 253L161 254V253H162V252H161L162 249H163L166 245H168V243H166V245H165V243H164L165 246L160 245V244H158V245L156 244V246H155V244H154V246H153V245H150L151 248H147V247H146V248H142L143 250H142V249H141V251L139 250V251H138V254H137V253H134V254L132 253V255H130L131 253L128 254V253H126L125 251L122 250V251L124 252V254H125L124 258L120 257V255H122V256L124 255L123 252H120V253L118 254V257L115 256L114 259H113V258H112L113 255H112V254L109 252V250H108V248H109V246H110V243H109V242H106V239H102V236H101V237H98V236H97ZM98 238H99V239H98ZM100 238H101V239H100ZM103 238H104V237H103ZM146 238H147V239H146ZM182 238H183V237H182ZM209 238H210V237H209ZM228 238H229V237H228ZM228 238H227V239H228ZM244 238H246V237H243V239H244ZM15 239H16V240H15ZM35 239H36V240H35ZM134 239H133V240H134ZM169 239H171V237H170ZM221 239H222V238H221ZM30 240H31V241H30ZM208 240H209V239H208ZM213 240H214V238H213ZM213 240L210 239L211 242H213ZM231 240H232V237H231V239H228V241H230V242H231ZM24 241H22V243H24ZM36 241H37V243H36ZM72 241L70 242V244L72 243ZM11 242H12V243H11ZM30 242H31V243H30ZM40 242H41V244H40ZM98 242H102V245H101V243H98ZM104 242H105V243H104ZM230 242H229V243H230ZM98 244L101 245L102 250H104L103 248H105V251L102 252V250H101V248H100V246H99ZM105 244H106V245H105ZM24 245H25V244H24ZM36 245H35V246H36ZM54 245L56 246V243H54ZM199 245H201V244H199ZM35 246H34V247H35ZM79 246H80V247H79ZM103 246H104V247H103ZM106 246H107V247H106ZM160 246H161V247H160ZM162 246H163V247H162ZM187 246H188V245H187ZM227 246H228L227 248H229V245H227ZM34 247H33V248H34ZM38 247H37V248H38ZM148 247H149V246H148ZM21 248H22V247H21ZM23 248H24V247H23ZM35 248H36V247H35ZM93 248H94V249H93ZM159 248L161 249V251L159 250ZM165 248H166V247H165ZM167 248H166V249H167ZM195 248H196V249H195ZM227 248H226V250H225V255H227V254L229 255V252L227 253V251H229V249L231 250L232 246H231V248H229V249H227ZM185 249H186V252H184ZM194 249H195V250H194ZM106 250H107V252H106ZM149 250H150V251H149ZM164 250H165V249H163V252H164ZM189 251H190V252H189ZM196 251H197V253H196ZM232 251H233V250H232ZM104 252L107 253V254H105ZM156 252H155V253H156ZM165 252H166V250H165ZM165 252H164V254H167V252H166V253H165ZM198 252H199V253H198ZM230 252H231V251H230ZM72 253H73V254H72ZM74 253H75L77 256H78V254H80V255H79L80 258H78L79 256L77 257ZM191 253H193V256H192ZM92 254H91V252H90V255H92ZM96 254H97V255H96ZM104 254H105V255H104ZM139 254H140V256L143 255L142 257H140V259H139ZM151 254H153L152 251H151L150 255H151ZM159 254H158V256H157V254H155L154 256L159 257V256H160ZM162 254H163V253H162ZM170 254H169V253L167 254L168 257H166L167 255H161L162 257L160 256L161 258H158V260H159V261H157L158 264L161 263V261H162V262L165 261L164 263H161V264H167L168 262H169V263H172L171 261H172V260L174 261L175 257H173V256L170 257V256H169ZM186 254H187V255H186ZM126 255H127V256H126ZM181 255H183V254L181 253ZM181 255H180V256H181ZM194 255H195V256H194ZM200 255H201V256H200ZM211 255H212V253L210 254V257H211ZM230 255H232V254H230ZM94 256H95V258H96V257H97V258L95 259ZM91 257H93V259H94L93 262L90 260ZM134 257H135V256H134ZM151 257H153V256H151ZM169 257H170V258L173 257V259H172V260H171V259H168ZM226 257H229V258H230V259H229V258H226V260L229 259L228 262H230V260H233V258H231L232 256H226ZM74 258H76V259H74ZM98 258H99V259H98ZM111 258H112L113 260H110ZM126 258H127L128 260H127ZM165 258H167L168 262H166L167 260H165ZM192 258H193V259H192ZM194 258H195V259H194ZM138 259H139V261H138ZM179 259H180V260H179ZM191 259H192V260H191ZM74 260H76V261H74ZM77 260H78V261H77ZM97 260H98V261H97ZM126 260H127V261H126ZM176 260H175V264L177 263ZM197 260H198V259H197ZM106 261H107V262H106ZM143 261H145V259H144ZM183 261H182V262H183ZM200 261H201V263H200ZM145 262L148 263V261H145ZM157 262H154V263H157ZM226 262H227V261H226ZM77 263H76V264H77ZM96 263H95V264H96ZM142 263H143V262H142ZM230 263H232V262H230ZM230 263H229V264H230ZM80 264H81V263H80ZM125 264H126V263H125ZM173 264H174V262H173ZM203 264H205V263H203ZM226 264H227V263H226Z\"/></svg>",
    "mask_w": 264,
    "mask_h": 264
}]
</instances>
